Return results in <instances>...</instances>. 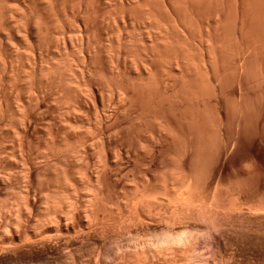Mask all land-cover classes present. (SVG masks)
I'll return each mask as SVG.
<instances>
[{
  "label": "rangeland",
  "instance_id": "1",
  "mask_svg": "<svg viewBox=\"0 0 264 264\" xmlns=\"http://www.w3.org/2000/svg\"><path fill=\"white\" fill-rule=\"evenodd\" d=\"M11 1V2H10ZM10 1H7V3H6V1L4 2L5 3V5H4V3H3V1H1V5H2V3H3V6L5 7L6 6V9H7V5H9L8 6V9L10 10V11H8V12H11L12 13V11H11V4L10 3H16V5H19V4H23L24 2H15L14 0H10ZM44 1V0H43ZM62 1V2H61ZM80 1V2H79ZM81 1H82V3H81ZM85 1H86V5H88L89 7H87V8H85V6H84V4H85ZM109 1V2H108ZM124 2V3H122L121 4V2ZM132 1H134V2H132ZM137 2H141V4L143 3V1H144V3H143V5H145V7L146 6H148V5H155L156 6V0H155V2H154V0L153 1H149V0H136ZM135 0H131V1H127V0H94V1H92V0H78V2H77V0H56V1H54V2H52V4H54L55 3V5H53L55 8H56V10H59L60 11V13H61V15L62 16H59L57 13H59L58 11H52V10H54L53 9V7H51L50 5H52V4H49V3H45V1H44V3L45 4H43V2H42V0H39L38 2H40V3H37V6H38V10L40 9V13H42V12H45L46 11V9H48L49 11L47 12L46 11V13H42L41 15H44L45 17H47V18H44V19H47L49 22H47V23H50V24H48L50 27H52V28H50L49 29V32H50V35H49V33H47V35L46 36H48V38L47 39H45V37L46 36H44V35H41V36H44V37H41V36H39L41 39L39 40L38 39V42H37V53H38V57H39V61H40V57H41V61L43 62V64L45 65V64H47L48 62V64H49V66H53V67H59V64H60V66H61V68L60 69H58L57 70V72L60 70H62V69H64L65 67V69L64 70H62L61 72L59 71L58 73H60L61 75H62V77H61V75L59 74V76L63 79V77H64V79L66 80V81H68L70 84L72 83V84H74L73 86H72V84L70 85V86H67L68 85V82H66L64 79L62 80V82L60 81V82H55V80L53 81L52 79H50V78H48V76H47V74H46V72H45V70L43 71V73H45V74H43L42 73V71H40L39 70V79L40 80H42V82H40V92H41V89H42V92H41V96H43V97H41L42 99H43V102H44V104L43 105H36V106H34L33 107V110H34V117L35 118H33V129H32V138H30L31 140L29 141L30 143H28V146L25 148V152L24 153H26V155L28 154V153H30V154H28V156L27 157H30V159H32L33 161H34V163L33 164H39V165H41L40 166V168H44L43 167V165H46V166H48L47 165V163L49 162V160H50V162L52 163V161H56L57 163H58V161H60V159H62L60 156L58 157V155L57 154H59L60 155V153H62L63 154V156H69L68 157V160H67V162L70 164V166H71V173L72 174H75V170H77V169H80L78 166H76L75 164H77L78 163V161H79V159H81L82 157H83V155L82 156H80L79 157V155L80 154H82L81 152H82V150H83V148H86V151H88L87 153H88V155H89V153H91L93 150V154H95L94 155V157H93V155H92V153H91V155L90 156H92L93 157V159H90V164L88 165V166H90L91 168H93V170L92 169H90V171H95V168H94V166L95 165H93V164H95L96 162L95 161H97L98 162V159H97V155H96V153H97V151H99L97 148H100V147H98L97 146V142H98V140L96 139L95 141H97L96 142V147L94 146L95 145V142L94 141H91V140H94V139H92L91 137H93V132H94V135H95V131L96 130H94L95 129V127H96V123H97V126H101V125H106L107 124V126L106 127H108L109 129H107L106 131H104V133L103 134H101V135H103L102 136V141L104 142V145H105V147H104V145H103V148H104V150H105V153L106 152H109L110 153V155H111V153L113 154V155H111V157L112 156H114V157H112V159L115 161L116 160V157L119 155V153H123L121 156L123 157V159H122V157H121V159H119L118 157H117V160H119V166H118V171L116 172L117 174V176H115V178L114 179H116L117 177H118V180H114V182L111 184L112 186L110 187V186H108V187H110V191L109 190H107L106 192H109V194L108 193H106V194H108V195H105V197H106V199H105V201L107 200V198H108V202H105L107 205L104 207V208H106V209H104L103 208V210H102V216H101V220L105 223V227L106 228H104L103 227V225H102V227H103V229L102 230H104V233H102L103 231L101 230H99L100 232H101V234H100V232H98L99 234H97V232L95 233L97 236L95 237V240H99V238H100V240L103 242L104 240L106 241V242H108V245H107V247L110 245L111 246V243H113L112 244V246L110 247L109 246V250H106V252L105 253H103L105 250H104V248L103 247H100L101 245H100V242H98V243H95V241H94V239H91V238H89L90 239V241H94L93 243L92 242H89V241H86V242H88V243H86V242H83V243H85L84 244V248H83V246H82V241H85L86 239H84V240H82L81 238V240H79V237L78 238H76V240L75 241H73V242H71V243H68V246H69V248H67V245H65L66 246V249H64L62 246H64V245H62V244H64V243H62L61 245H58L59 247L57 248V246H56V249H59V251L57 250H55V252H54V256H55V258H54V264H56L55 262H56V258L60 255V254H58V253H61L62 252V254H63V256L64 255H66V254H68L69 253V255L71 254V255H73V254H77L78 252H79V256L81 257V260H83L84 262H83V264L85 263V264H113L114 262H115V264L117 263V261L120 259V257H117L118 255H121V253L122 252H124L123 250H125V253H126V255H127V253H128V255H127V257H126V255H125V257L123 258V253H122V259H121V263H120V261H118V263L119 264H264V96H263V93H264V81L263 80H261V72L260 71H262V70H264V54H262V53H264V52H262V51H264V15H262V16H260L259 17V15H260V13H264V9L262 10V7H261V10H260V8H259V11L257 10V8L255 7V6H257L252 0H245V5H246V12H245V29H244V32H243V35H242V37L240 36V32H239V30H240V20H241V13H239V12H237V10H236V7H235V0H222L223 1V3H224V9L225 10H223V13H224V15H223V23L220 25V24H217L216 22H214V21H216V17L218 16L217 14V12H218V9H219V7H220V2L218 1V0H194V13H196V14H194L195 16V18L194 17H189V15L191 16V14L189 13V14H187V13H183V15H187V16H183V22H184V27H186V28H183L185 31H186V34H185V37H184V39L186 40H184L183 39V37H182V35L181 34H179L178 33V31H176L175 32V30H172V29H170V32L173 34V35H177V34H179L178 36L180 37V39H183L184 41V45H183V47L182 48H178L177 47V52L178 53H180L179 54V56L178 57H180V60H182L181 58H183V57H185V58H183L185 61H187L189 64H191L192 62H194L193 64H191V66L190 67H188V69L190 68V69H193V67H195L196 66V69H197V71H198V67H199V71L197 72V73H199V74H201V76H203L204 75V68H203V66L201 65V64H203V62L201 61L202 59H200V58H202V55H203V50L205 49V47L207 46L206 45V41H205V39H206V37H205V34L208 32L207 30H209V29H211L210 31V36H211V38L213 39V44H214V42H215V44H216V41L218 40V42H219V44H218V42H217V46H216V48H215V44L213 45V49H215V50H217V54L219 53V55L221 56V54H222V51H223V56H224V58L222 57V59H224L223 61H222V64H223V66H224V69L226 70V72L224 71V76H228V78L226 79V77H224L223 78V84L224 85H222V91H221V93H220V96H219V99H218V97L217 96H215L213 93H211L212 91H211V86H212V84H211V80L210 79H208V77L207 76H203L202 77V82H201V84H202V86H203V88H204V90H205V93L207 94L206 95V99L204 100V102H205V104L206 105H204V111L206 112H204L205 114H206V116L204 117V127H205V131H207V135H208V137H209V139L211 140V141H208V145H207V150L205 151L206 153H205V156H207L208 154V156L207 157H204V158H206L205 159V169L207 170L208 168H210V167H212V170L215 172H213V174L210 176L209 174H211V173H207V172H209V169H208V171L207 172H205V173H207L206 175H207V177H209L206 181H209V182H206L205 181V183H204V180H203V178L201 179H199V175H200V172L202 171V170H200V172L199 171H197V172H199V173H196V175H197V179H195V182H193L192 183V185L190 186V188H187L186 190H187V192H188V189H189V192L187 193L186 192V190L185 189H183V191L182 190H180V189H177V187H176V189H177V191L176 190H174V180H175V178H176V174H177V172L176 171H179L180 169H179V166H180V168H181V164H185V162H186V160L185 161H183L182 162V160L181 159H183V158H180V160L178 159V156L179 157H182V151H179V150H181V148H180V145L178 146L177 144L175 145V144H173L172 143V140L169 138V137H167L166 138V140L167 141H165L166 143H165V147H164V149H165V153H166V155H165V160H164V165L166 166V169H158L157 167H159L160 168V166H162L163 168H165V166H163V165H161L160 163H158L159 161L158 160H156L157 161V163H155L154 162V160H153V162H151V161H149V159H151V156L154 158L155 157V155H154V153H153V149L151 150V146H150V144L148 143V145H147V140H148V137H147V135H150L151 133H149L148 134V129L150 130V127H152V125H153V122H152V116H151V114H150V112H151V110H150V107H149V109H147V108H145L146 110V112L144 113V115L142 114V115H139V109H138V107L140 106L139 105V103L138 102H134L135 104H133V106L131 105H126L124 102L122 103V101L119 99V93H121V91H123V90H126V89H131L132 90V92H134V94H137L138 96H142L143 95V93H144V95L145 94H150L151 95V93H153L155 90H154V88L156 89V90H159L160 92H163L162 94H163V96H165V97H163V98H165V100H163V103L164 102H166L165 104H163V107L165 108V110L167 111V112H165L166 113V116L168 117V119H169V124H171V126H179L180 125V123H175L174 121H170V118L173 120L174 118V116L173 115H176V117H181L180 116V114L181 115H185V105H182V104H184V102H183V100H181V99H178V100H175L176 98H174L173 97V99L172 98H169L168 96L171 94L170 93V91H169V89H168V91L167 92H165V89H166V87L168 86V88H170L169 86L170 85H172V84H169V80H172V78H174L173 76L175 75V77L176 78H181L180 76H178V75H181V74H179V73H177L176 71H175V60L174 61H172V59L170 58V57H166L165 58V60H164V58L162 57V56H160V57H158L157 58V52H155L156 53V56H155V54H154V57H153V55L151 54V52H149V51H151V50H149V49H151V47H149V46H151V45H155L154 46V48L153 49H156L155 47H157L158 48V51H159V47L160 46H158V44L156 43V42H154V43H150V44H147V40H146V37L148 36V38L152 35V36H154V33H152V32H154L155 30H154V28H152V26H151V20L150 19H147L148 17H146V14L144 15V10L145 9H143L142 7L143 6H141V4L139 3V5L137 4V2H136ZM178 1H180V0H178ZM198 1V2H197ZM218 1V2H217ZM249 1H251V3L249 2ZM58 2V3H57ZM66 2V4H64V3ZM74 4H73V3ZM112 3V5H110L111 3ZM129 2V3H128ZM157 2L159 3V2H161V3H159V4H157V7L158 8H156L157 10V14L158 15H160L159 16V21L164 25V26H169L168 24H169V22H170V20H169V18H168V15L167 14H165L167 11H166V9H165V7L163 6V4H162V0L160 1H158L157 0ZM26 4L28 3V2H25ZM51 3V2H50ZM68 3V4H67ZM77 3V4H76ZM83 5H81V4ZM84 3V4H83ZM89 3V4H88ZM99 3H100V5H99ZM117 4V6H116V4ZM132 4V6H131V4ZM135 3V4H134ZM151 3V4H150ZM219 3V4H218ZM44 5V6H42V5ZM73 4V5H72ZM79 4V5H78ZM200 4V5H199ZM201 4H202V6H201ZM218 4V5H217ZM254 4V5H253ZM13 5V4H12ZM41 5V6H40ZM46 5H47V7H49V8H52V10H51V12H50V9L49 8H47L46 7ZM49 5V6H48ZM57 5H58V9H57ZM76 5V6H75ZM91 5V6H90ZM95 5V6H94ZM125 5V6H124ZM126 5H127V8H126ZM133 5L135 6L136 5V7L135 8H133ZM250 5V6H249ZM21 5H19V7H20ZM40 6V7H39ZM66 6V7H65ZM81 6V7H80ZM130 6V7H129ZM138 6H141V7H138ZM161 6V7H160ZM4 7H2L1 6V8H4ZM10 7V8H9ZM41 7H43V9H44V7H46L45 9H44V11L42 10V8ZM63 7V8H62ZM74 7V8H73ZM121 9H120V8ZM123 7H125V8H123ZM250 7V8H249ZM253 7H255L254 9H255V11H254V9H253ZM12 8L14 9V10H16L15 9V7H13L12 6ZM16 8H17V6H16ZM66 8V9H65ZM82 8V9H81ZM115 8H118V9H115ZM137 8V9H136ZM141 8L143 9V10H141ZM7 9V10H8ZM18 9V8H17ZM84 9H85V11H84ZM107 9V10H106ZM110 9V10H109ZM113 11H112V10ZM127 10L129 13H130V16H128V17H125V16H123L122 14H123V12L121 11V10ZM165 9V10H164ZM14 10H13V12H14ZM66 10V11H65ZM73 10H75L74 11V13H73ZM89 10V11H88ZM115 10H117L118 12H119V15H116V14H118V12L117 13H115ZM130 10V11H129ZM137 10V11H136ZM198 10V11H197ZM65 11V12H64ZM79 11H81V12H79ZM86 11H88V12H86ZM92 11V12H91ZM95 11H96V13H95ZM144 11V12H143ZM236 11V12H235ZM252 11V12H251ZM256 11H258V13L256 12ZM263 11V12H262ZM16 12V11H15ZM15 12L14 13H10L12 16L13 15H15ZM38 12V13H39ZM53 12H55V13H53ZM79 12V13H78ZM83 12H86L85 14L83 13ZM137 12V13H136ZM139 12V13H138ZM210 12V13H209ZM230 14H229V13ZM51 13V14H50ZM59 13V14H60ZM67 13V14H66ZM73 13V14H72ZM132 13H133V15H132ZM134 13H135V15H134ZM237 13L238 14H240V15H237ZM49 14V15H48ZM57 15V17L56 16H54V15ZM89 14V15H88ZM91 14V15H90ZM109 14H112L111 16H109ZM256 14V15H255ZM257 14H258V16H257ZM40 15V16H41ZM67 15V16H66ZM75 17H74V16ZM85 15H87V16H85ZM115 16V18L117 19V22H119V23H117L116 22V19L114 18V16ZM132 15V16H131ZM138 15V16H137ZM141 15V16H140ZM142 15H144V16H142ZM157 15V16H158ZM44 16H42V18L44 17ZM48 16H51L50 18L52 19H48ZM54 16V17H53ZM65 16H66V18H65ZM84 16V17H83ZM90 16V17H89ZM96 16H98V17H96ZM135 16V17H134ZM235 16H237V17H235ZM13 17H15V16H13ZM56 17V20L54 19ZM58 17H60L59 18V21H60V19L62 20L63 19V21H65V23H66V27H64V28H66V29H61V25H60V23L59 22H57V18ZM62 17V18H61ZM64 17V18H63ZM96 17V18H95ZM139 17V18H138ZM141 17V18H140ZM209 17H210V19H209ZM247 17H248V20H247ZM263 17V18H262ZM79 18V19H78ZM93 18V19H92ZM238 18H240V20L238 19ZM263 20H262V19ZM71 19H74V20H71ZM104 21H103V20ZM124 19V20H123ZM132 19V20H131ZM137 21H136V20ZM141 19V20H140ZM143 19V20H142ZM145 19V20H144ZM167 19V20H166ZM185 19H186V21H185ZM191 19V20H190ZM194 19V20H193ZM238 19V20H237ZM77 20H79V21H77ZM85 20V21H84ZM90 20H91V22H90ZM97 20V21H96ZM113 20V21H112ZM150 20V21H149ZM196 20H199V21H196ZM209 20V21H208ZM90 23H89V22ZM115 21V22H114ZM124 21V22H123ZM135 21V22H134ZM146 21V22H145ZM167 21H168V24H167ZM194 21V22H193ZM224 21H226V22H224ZM234 21V22H233ZM259 21V22H258ZM71 22V23H70ZM103 22H104V25H103ZM126 22V23H125ZM133 22V23H132ZM143 22H145V23H143ZM187 22V23H186ZM53 23V24H52ZM69 23V24H68ZM78 23V24H77ZM89 23V24H88ZM109 23V24H108ZM116 23V24H115ZM126 24V25H128L127 27H126V29H125V31L126 32H124V34L122 33V34H120V30L122 29H120V27H123V24ZM166 23V24H165ZM190 23H193L192 25L190 24ZM198 23V24H197ZM229 23V24H228ZM236 23L238 24L237 25V27L235 28V26H236ZM247 23V24H246ZM56 24L58 25L57 27H56ZM77 24V25H76ZM129 24H131V25H129ZM134 24V25H133ZM220 27V28H218V26ZM225 25V28H224V25ZM60 25V26H59ZM93 25V26H92ZM110 25V26H109ZM116 25H118V26H116ZM149 25H150V27H149ZM189 25V26H188ZM222 25H223V27H222ZM83 26V27H82ZM95 26V27H94ZM145 26V27H144ZM148 26V27H147ZM166 26V27H167ZM191 26V27H190ZM196 27V28H194V27ZM200 26H201V28H200ZM259 26V27H258ZM56 27V28H55ZM59 27V29H57ZM74 27V28H73ZM87 27V28H86ZM119 27V28H118ZM128 27H133V28H135L136 30L134 31V29H131V28H128ZM188 27V28H187ZM199 27V28H198ZM209 27V28H208ZM253 27V28H252ZM80 28V29H79ZM107 28V29H106ZM113 28V29H112ZM118 28V29H117ZM150 30H149V29ZM192 28H194L195 30H193ZM208 28V29H207ZM85 29H87V30H85ZM114 31H112V30ZM116 29V30H115ZM128 29H129V32H128ZM144 29V30H143ZM148 29V30H147ZM153 29V30H152ZM227 29V30H226ZM238 29V30H237ZM250 29H252V30H250ZM255 31H254V30ZM77 30V31H76ZM82 30V31H81ZM138 30H140V31H138ZM142 30V31H141ZM234 30V31H233ZM235 30H237L236 32H239V33H237V34H239V36L236 34V33H234L235 32ZM247 30V31H246ZM248 30H250V31H248ZM259 30V31H258ZM71 31V32H70ZM81 31V32H80ZM117 31V32H116ZM131 31V32H130ZM134 31V32H133ZM174 31V32H173ZM185 31H184V33H185ZM223 31H225V32H223ZM53 32V33H52ZM55 32V33H54ZM58 32V33H57ZM63 32V33H62ZM105 32V33H104ZM108 32H109V34H108ZM130 33V34H128V33ZM134 34H133V33ZM143 34H142V33ZM148 32H149V34H148ZM151 32V33H150ZM229 32V33H228ZM248 32V33H247ZM62 33V34H61ZM86 33V34H85ZM118 33H119V35H118ZM125 33H127V34H125ZM136 33V34H135ZM139 33H141L140 35H139ZM216 33H218V34H216ZM232 33V34H231ZM247 33V34H246ZM253 33H254V35H253ZM257 33V34H256ZM65 34V35H64ZM74 34H75V36H74ZM187 34H188V36H187ZM194 34V35H193ZM196 34V35H195ZM201 34V35H200ZM234 34V35H233ZM244 34H245V36H244ZM250 34V35H249ZM54 35V36H53ZM69 35V36H68ZM72 35V36H71ZM82 35V36H81ZM89 35V36H88ZM113 35H115V36H113ZM122 35V36H121ZM126 35V36H125ZM134 35H136V36H134ZM143 35V36H142ZM175 35V37H177ZM216 35V36H215ZM263 35V36H262ZM58 36H59V38H58ZM65 37V38H63V37ZM110 36V37H109ZM111 36L113 37V38H111ZM117 36H119V37H117ZM127 36H128V38H127ZM130 36V37H129ZM134 36V37H133ZM140 36H141V38H140ZM152 36H151V38H152ZM187 36V37H186ZM197 36V37H196ZM228 36V37H227ZM230 36H231V38H230ZM234 36V37H233ZM238 37V39H240L241 40V44H240V42H239V40L238 41H236V39L235 38H237ZM246 36H248V37H246ZM78 38V42H77V38ZM109 37V38H108ZM121 37V38H120ZM192 37V38H191ZM214 37V38H213ZM227 37V38H226ZM54 38V39H53ZM70 38V39H69ZM71 38H73V39H71ZM81 38V39H80ZM83 38V39H82ZM95 38H97V39H95ZM118 40H117V39ZM135 40H134V39ZM138 38V39H137ZM190 38V39H189ZM194 38V39H193ZM221 38V39H220ZM89 39V40H88ZM91 39V40H90ZM96 41H95V40ZM122 41H121V40ZM132 39V41H130ZM146 40L145 42H144V40ZM189 39V40H188ZM200 39V40H199ZM202 39H204V44H202ZM231 39V40H230ZM249 39V40H248ZM257 39H258V41H257ZM41 40H42V42H41ZM52 40H53V42H52ZM54 40H56V41H54ZM60 40V42H58ZM84 42H83V41ZM120 40V41H119ZM152 41H153V39H151ZM178 40V42H179V39H177ZM224 40V41H223ZM44 41H45V45H44ZM65 42V45H64V42ZM92 41V42H91ZM126 41V42H125ZM130 41V42H129ZM139 41V42H138ZM187 41L190 43V41H191V45L189 44V43H187ZM201 41V42H200ZM233 41V42H232ZM236 41V42H235ZM41 42V43H40ZM47 42H48V44H47ZM52 42V43H51ZM82 42V43H81ZM90 42H91V44H90ZM98 42V43H97ZM114 42V43H113ZM120 42V43H119ZM122 42V43H121ZM129 42V43H128ZM137 42V43H136ZM186 42V43H185ZM193 42V43H192ZM221 42V43H220ZM231 42V43H230ZM243 42L245 43V45L243 44ZM39 43V44H38ZM58 43H60V45L58 44ZM78 43V44H77ZM106 43V44H105ZM138 44V46L137 45H134V44ZM179 43H181V42H179ZM250 45H249V44ZM257 43V44H256ZM58 46H57V45ZM72 44H74V46L72 45ZM88 44V45H87ZM98 44V45H97ZM102 46H101V45ZM108 44V45H107ZM133 44V45H132ZM182 44V43H181ZM188 44V45H187ZM247 44H248V46H249V48H248V46H247ZM29 45V44H28ZM39 45V46H38ZM79 45V46H78ZM105 45V46H104ZM121 45V46H120ZM146 45V46H145ZM187 45V46H186ZM196 45V46H195ZM234 45H236V46H234ZM237 45H242V46H240L242 49H243V47H244V49L246 48V49H248V50H246L245 49V51H243L242 52V49H240V50H238V46ZM252 45V46H251ZM26 47H29V46H27V45H25ZM48 46H49V51H48ZM73 46V47H72ZM77 46V47H76ZM83 47V49L85 50H82V47ZM88 46V47H87ZM95 46V47H94ZM143 46H145L146 48L147 47H149L148 48V50H147V52H146V50L144 49V47ZM189 46V47H188ZM191 46H193V47H191ZM197 46H200V47H197ZM232 46V47H231ZM234 46V47H233ZM54 47H58V48H61L62 47V49H58V48H54ZM75 47V48H74ZM102 47V48H101ZM116 47V48H115ZM121 47V48H120ZM136 48V49H134V48ZM142 47H143V49H142ZM189 49H188V48ZM196 47V48H195ZM203 47V48H202ZM237 47V48H236ZM45 48V49H44ZM66 48H68V49H66ZM73 48H74V50H73ZM94 48V49H93ZM100 48V49H99ZM127 48V49H126ZM162 47H160V51L162 52L163 50L161 49ZM191 48L193 49V52H192V50H191ZM226 48V49H225ZM257 50H256V49ZM29 49V48H28ZM28 49L27 48H23L22 50L24 51V53L26 52V50L28 51ZM40 49H43V51L42 50H40ZM87 49H90V51L89 52H91V54L92 55H94V57H95V59H94V62H92V64L94 65L93 67H92V70H90V72L92 73V77H91V84H93V88H92V85H91V87L90 88H92L95 92H96V95H97V104L96 105H99V106H93L92 105V102H94L93 101V98L91 97L92 96V92L91 91H85V90H83L82 92L80 91V89H78V87H79V84L77 85V84H75V83H77V81L79 82V80H80V78L78 77V76H81V75H79V74H81V72H80V70L82 71V69H83V67L84 66H86V59H83V57L85 58V55H86V51H87ZM92 49V50H91ZM98 49V50H97ZM126 49V50H125ZM131 49V50H130ZM187 49V50H186ZM196 49V50H195ZM235 49V50H234ZM58 50H60L59 52H58ZM79 50V51H78ZM95 50V51H94ZM109 50H110V52H109ZM118 50V51H117ZM129 50V51H128ZM142 50V51H141ZM143 50H145L144 52H143ZM185 50V52H183ZM218 50H219V52H218ZM220 50H221V52H220ZM226 50H228V51H226ZM236 50H238V51H236ZM252 50V51H251ZM262 50V51H261ZM56 51V52H55ZM68 51V52H67ZM72 51V52H71ZM112 51H114V52H112ZM120 51V52H119ZM132 51V52H131ZM134 51H136L137 53H139V54H137V53H135ZM156 51V50H155ZM197 51H198V53H197ZM202 51V52H201ZM239 51H241V53L242 54H240V52ZM250 51H251V53H250ZM29 52V51H28ZM47 52H49L48 54H47ZM51 52V53H50ZM55 52V53H54ZM65 52H67V53H65ZM75 52V53H74ZM79 52H81V53H79ZM83 52H85V53H83ZM98 52V53H97ZM149 52V53H148ZM160 52V53H161ZM177 52H176V54H177ZM188 52V53H187ZM191 52V53H190ZM227 52V53H226ZM234 52V53H233ZM239 52V53H238ZM259 52V53H258ZM69 53V54H68ZM74 53V54H73ZM83 53V54H82ZM96 53V54H95ZM106 53V54H105ZM111 53H113V54H111ZM116 53V54H115ZM120 53H121V55H120ZM135 53V54H134ZM143 53H146L147 55H143ZM159 53V52H158ZM195 53H197V54H195ZM243 53H244V56H243ZM248 53V54H247ZM42 54H44V55H42ZM66 56H65V55ZM73 54V55H72ZM109 54V55H108ZM137 54V55H136ZM149 54V55H148ZM185 54V55H184ZM240 54V55H239ZM251 54V55H250ZM260 54H261V56H260ZM24 56L26 55V57H27V53H25V54H23ZM42 55V56H41ZM47 55V56H46ZM70 55V56H69ZM77 55V56H76ZM81 57H80V56ZM83 55V56H82ZM98 57H97V56ZM128 55H130V56H128ZM139 55V56H138ZM178 55V54H177ZM193 55L194 56H197V57H194L193 58ZM199 55V56H198ZM231 55V56H230ZM242 55V56H241ZM248 55V56H247ZM263 55V56H262ZM59 56V57H58ZM62 56V57H61ZM67 56H68V58H67ZM125 56H128V57H126V59H125ZM189 56H191V57H189ZM258 56V57H257ZM58 57V58H57ZM66 57V58H65ZM78 59H77V58ZM137 57V58H136ZM141 57V58H140ZM143 57V58H142ZM162 57V58H161ZM186 57H188V58H186ZM239 57V58H238ZM241 57H243V58H241ZM254 57V58H253ZM261 57V58H260ZM46 58V59H45ZM60 58H61V60H60ZM62 58H63V60H62ZM64 58H65V60H64ZM70 58H72L71 60H70ZM132 58H134V60L132 59ZM139 58V59H138ZM147 59L148 60V58H149V60L148 61H146L145 59ZM172 58H173V56H172ZM233 58V59H232ZM235 58V59H234ZM240 58H241V60H245V64H244V61H240ZM258 58V59H257ZM43 59V60H42ZM55 59V60H54ZM66 59H68V60H66ZM81 61H80V60ZM114 59V60H113ZM118 59V60H117ZM138 61H137V60ZM162 59V60H161ZM169 59H171V60H169ZM189 59V60H188ZM195 59L197 60V61H199V63L197 62V61H195ZM200 59V60H199ZM253 59V60H252ZM77 60V61H76ZM83 60H84V62H83ZM96 60V61H95ZM131 60H133V61H131ZM143 60V61H142ZM227 60V61H226ZM251 60H252V62H251ZM40 61V62H41ZM59 61V62H58ZM70 61V62H69ZM72 61V62H71ZM75 61H76V63H75ZM102 61V62H101ZM113 61H114V63H113ZM142 61V62H141ZM144 61H145V63H144ZM153 61V62H152ZM165 61V62H164ZM168 61V62H167ZM229 61V62H228ZM250 61V62H249ZM261 61L263 62V63H261ZM41 62V63H42ZM45 62H47V63H45ZM54 62V63H53ZM56 62H57V64H56ZM62 62H66L65 63V65L63 66L62 64H64V63H62ZM82 62V63H81ZM126 62V63H125ZM137 62H139V63H137ZM141 62V63H140ZM151 64V66L152 67H154V73H156V74H154V80H155V82L153 81V80H151V82H149V81H145L144 79L141 81L140 80V78H141V76H142V78H143V75H142V73H143V69H145L149 64ZM151 62V63H150ZM160 62H162L161 64H160ZM227 62V63H226ZM239 62H241V65H240V63ZM59 63V64H58ZM96 63V64H95ZM117 63H119V64H117ZM157 63V64H156ZM237 63V64H236ZM253 63V64H252ZM255 63V64H254ZM51 64V65H50ZM76 64H77V67H76ZM82 64V65H81ZM116 64V65H115ZM135 64H136V67H135ZM139 64H140V66H139ZM143 64H145L144 66H146L147 64V66L146 67H144V66H142ZM197 64H199L198 66H197ZM246 67H248L247 69H249L248 70V76H246L245 74H243V72L245 71V66ZM249 64V65H248ZM262 64V65H261ZM69 65H71V66H69ZM73 65V66H72ZM79 65V66H78ZM84 65V66H83ZM96 65V66H95ZM171 65H172V67H171ZM193 65V66H192ZM227 65V66H226ZM244 66V69H242L241 67H243ZM254 65V67H252ZM46 66V65H45ZM63 66V67H62ZM103 66V67H102ZM110 66V67H109ZM117 66V67H116ZM134 66V67H133ZM169 66V67H168ZM251 66V67H250ZM258 66V67H257ZM262 66V67H261ZM67 67L70 69H68L67 70ZM97 67V68H96ZM140 67V68H139ZM159 67H160V69H159ZM176 67H178L179 69H181V70H183L184 68L186 69L187 67H185L184 65H183V67H179V66H177L176 65ZM192 67V68H191ZM230 67V68H229ZM234 67V68H233ZM237 67H239V69L237 68ZM261 69H260V68ZM56 68V69H57ZM73 68V69H72ZM75 68H77V72H76V69ZM78 68H79V70H78ZM80 68H82V69H80ZM102 68V69H101ZM108 68V69H107ZM121 68V69H120ZM125 68H127V69H125ZM137 70H136V69ZM142 68V69H141ZM165 68H167L168 69V72L166 71L167 69H165ZM254 68V69H253ZM263 68V69H262ZM101 69V70H100ZM115 69V70H114ZM119 69V70H118ZM125 69V70H124ZM142 71H141V70ZM156 69V70H155ZM187 69V70H188ZM228 69V70H227ZM238 69V70H237ZM242 69V70H241ZM259 69V70H258ZM118 70V71H117ZM121 70V73L119 74V71ZM171 70V71H170ZM174 70V71H173ZM186 70V71H187ZM240 70V71H239ZM257 72H256V71ZM64 71V72H63ZM69 73H68V72ZM73 71V72H72ZM125 71V72H124ZM131 71V72H130ZM139 71V72H138ZM159 71V72H158ZM161 71V72H160ZM185 70H183V72H184ZM189 71V70H188ZM201 71L203 72V73H201ZM230 71V72H229ZM238 71V72H237ZM242 71V72H241ZM251 71V72H250ZM41 72V73H40ZM70 72H72L73 73V75H72V73H70ZM80 72V73H79ZM141 72V74H139ZM158 72V73H157ZM192 72H194V70H191L190 71V77L191 76H195V75H193V73ZM246 72H247V70H246ZM259 72V73H258ZM66 73V74H65ZM79 73V74H78ZM90 73V74H91ZM93 73H94V75H93ZM167 73H169V74H167ZM184 73H186V72H184ZM188 73V72H187ZM229 73V75H227ZM251 73V74H250ZM44 76H43V75ZM76 76H75V75ZM113 76H112V75ZM117 74V75H116ZM139 74V75H138ZM159 74V75H158ZM160 74H161V76H160ZM163 74V75H162ZM167 74V76H165ZM226 74V75H225ZM237 74L239 75L238 77H237ZM257 74H258V76H257ZM103 75V76H102ZM106 75V76H105ZM121 75H122V77H121ZM124 75V76H123ZM170 77H169V76ZM172 75V76H171ZM177 75V76H176ZM184 75V74H183ZM245 75V76H244ZM188 76H189V73H188ZM250 76V77H249ZM70 78V79H68V78ZM77 77H78V80H77ZM93 77H95V78H93ZM107 77V78H106ZM111 77H113V79L111 78ZM145 77V76H144ZM167 77V78H166ZM192 77V78H193ZM207 77V78H206ZM230 77V78H229ZM98 78H100L99 80H98ZM102 78V79H101ZM115 78V79H114ZM138 78H139V80H138ZM141 78V79H142ZM158 79V81H157V79ZM171 78V79H170ZM176 78H175V80H176ZM186 78V77H185ZM192 78H190V79H192ZM204 78V79H203ZM206 78V79H205ZM45 79V80H44ZM47 79H48V81H47ZM76 79V81L74 82V80ZM108 79H109V81H108ZM111 79V80H110ZM123 79V80H122ZM151 78H149V80H150ZM161 79H163V82H162V80ZM167 79H169V80H167ZM188 77H187V80H190ZM230 79H231V81H230ZM236 79H238V81L236 80ZM18 80V79H17ZM51 80V81H50ZM72 80H73V82H72ZM97 80V81H96ZM105 80V81H104ZM118 80V81H117ZM136 80V81H135ZM172 80L173 82H177L178 83V81L180 82V80L178 79V81L176 80ZM210 80V81H209ZM227 80V81H226ZM233 80V81H232ZM254 80V81H253ZM45 81V82H44ZM50 81V82H49ZM66 82V83H64V82ZM111 81V82H110ZM117 81V82H116ZM123 81V82H122ZM144 81H145V83L146 82H148V83H150V84H145V88H147V86H148V88H147V90L146 89H144L142 86V88L140 87V85H138V83H136V82H139V83H144ZM171 81V83H173ZM182 81V80H181ZM207 81V82H206ZM241 81V82H240ZM250 81V82H249ZM16 83H20V85L18 84L17 85V87L19 88L18 89V92L19 91H22V89H20V86H21V81L19 80L18 82L17 81H15ZM49 82V83H48ZM52 82H54L53 84H51ZM108 82H110V83H108ZM120 82V83H119ZM134 83V84H132V83ZM152 82L154 83V84H152ZM157 82V83H156ZM204 82V83H203ZM59 83V85L57 86V84ZM65 84V85H61V84ZM105 83V84H104ZM108 83V84H107ZM142 83V84H143ZM234 83H236V84H234ZM263 83V84H262ZM43 84V85H42ZM114 84V85H113ZM118 84V85H117ZM123 85V87H121V85ZM156 84L158 85V86H156ZM161 86H160V85ZM169 84V85H168ZM50 85H52V88H51V86ZM109 85V86H108ZM147 85V86H146ZM152 85H154V86H152ZM166 85V86H165ZM209 85H210V88L208 89V87H209ZM254 85V86H253ZM42 86H43V88H42ZM47 86V87H46ZM53 86H55V87H53ZM66 86H67V88H66ZM101 86V87H100ZM105 86V87H104ZM113 86V87H112ZM114 86H115V88H114ZM130 86V87H129ZM152 86V87H151ZM208 86V87H207ZM62 87H63V89H62ZM70 87V88H69ZM73 87V89L71 90V88ZM76 87H77V90H79V91H75L74 89H76ZM108 87V88H107ZM110 87V88H109ZM112 87V88H111ZM119 87H120V89H119ZM126 87V88H125ZM138 87H139V89H138ZM159 87V88H158ZM228 87V88H227ZM52 90L51 92H50V90ZM61 88V89H60ZM104 88V89H103ZM150 88V89H149ZM230 88V89H229ZM59 89V90H58ZM67 89V90H66ZM134 89H136V90H134ZM206 89H208V90H206ZM227 91H226V90ZM45 90H47L46 91V93H45ZM58 90V91H57ZM68 90H69V92H68ZM71 90V91H70ZM74 90V91H73ZM92 90V91H93ZM108 90V91H107ZM114 90H116V92L114 91ZM117 90H119V91H117ZM144 90V91H143ZM150 92H149V91ZM153 90V91H152ZM167 90V89H166ZM210 90V91H209ZM250 90V91H249ZM65 91V92H64ZM139 91V92H138ZM148 91V92H147ZM207 91V92H206ZM225 91V92H224ZM7 92V95L6 96H8L9 97V95H11L12 96V98H11V96L9 97L11 100H8L9 98L8 97H6V98H8L7 100L10 102H13L12 100H14V102H16L18 99V95L15 93V94H13L14 92H16V90H10V93L8 94V90L6 91ZM11 92H13L12 94H11ZM48 92V93H47ZM57 92V93H56ZM59 92V93H58ZM61 92V93H60ZM64 92V93H63ZM89 92V93H88ZM110 92V93H109ZM119 92V93H118ZM136 92V93H135ZM168 92L170 93V94H168ZM208 92H210L209 94H208ZM263 92V93H262ZM21 93V92H20ZM43 93H45V94H43ZM49 93H53L52 95L50 94L49 95ZM63 93V94H62ZM68 93V94H67ZM75 93H76V96L78 95L79 96V94L81 93V96H79V98H76V97H74L75 96ZM77 93H79V94H77ZM83 93H85L84 95H83ZM117 93H118V95H117ZM257 93V94H256ZM70 94V95H69ZM91 94V95H90ZM111 94V95H110ZM168 94V95H167ZM211 94V95H210ZM244 95L245 97L247 96V98H245L246 100H247V104H248V102H249V107H248V110H247V112L246 113H249V114H244L245 115V117L243 118V119H241V117L239 118V119H241V122L242 123H240V121H239V119L237 118V119H235V121H234V118H229V119H231V120H229L228 119V121H227V127H228V129H227V134L230 136V138L226 141L227 142V145H226V143L225 142H223V144L222 145H224V146H222L221 145V143H220V141H219V135H218V132H219V130H216V129H218V124H217V122H218V108L220 107H222L224 110H226L227 109V107L229 108V106H231V105H237V103L239 104L240 103V100H242L241 98H243L244 96H241V95ZM16 95V96H15ZM54 95H55V97H54ZM73 95V96H72ZM136 95V96H137ZM224 95V96H223ZM49 96V97H48ZM77 96V97H78ZM102 96V97H101ZM110 96V97H109ZM112 96H113V98H114V100L113 101H111L113 98H112ZM146 96V95H145ZM144 96V97H145ZM149 96V95H148ZM211 96V97H210ZM223 98H222V97ZM241 96V97H240ZM57 97H62V100H60V99H58ZM92 99H91V98ZM168 97V98H167ZM170 97H172V95L170 96ZM239 97V98H238ZM260 97V98H259ZM46 98V99H45ZM70 99V101L72 100V101H74V99H78V100H75L74 102H72L71 101V103H70V101L68 100V99ZM72 98V99H71ZM105 98V99H104ZM109 98H111V99H109ZM212 98V99H211ZM214 98V99H213ZM17 99V100H16ZM45 99V100H44ZM55 99V101H58L57 103L55 102V101H53ZM69 101V103H67L68 101ZM84 99V101H86L87 103H88V105L89 106H87V107H83V106H81L80 105V101H82ZM101 99V100H100ZM110 100V101H108V100ZM217 99V100H216ZM227 99V100H226ZM240 99V100H239ZM260 99V100H259ZM60 100V101H59ZM92 100V101H91ZM104 100V101H103ZM106 100V101H105ZM120 100V101H119ZM171 100V101H170ZM181 100V101H180ZM190 100V99H189ZM191 100H195V99H191ZM238 100V102L236 103V101ZM244 100V99H243ZM242 100V101H243ZM259 100V101H258ZM262 100V101H261ZM48 102V104H47V102ZM52 101H53V103H52ZM63 102V105H62V102ZM76 101H79V102H76ZM84 101H82V102H84ZM180 101V102H179ZM227 103H226V102ZM55 102V103H54ZM117 102V103H116ZM177 102V103H176ZM180 104H179V103ZM192 104H191V103ZM196 101H188V106H189V103H190V107H188V108H195V106L197 105L196 103H195ZM217 102H219L218 104H220L219 105V107L217 106L218 104H217ZM233 102V103H232ZM263 104H262V103ZM77 103V104H76ZM79 103V104H78ZM103 103V104H102ZM144 103H147V104H149V102H148V100L147 101H145V98H144ZM234 103H236V104H234ZM258 103H260V104H258ZM52 104H54V105H52ZM60 104V105H59ZM68 104H69V106H68ZM73 104L75 105V106H73ZM122 104H123V106H122ZM169 104V105H168ZM172 105V107H171V105ZM175 104H176V106H175ZM261 104H262V106H261ZM35 105V104H34ZM49 105V106H48ZM60 107H59V106ZM66 105V106H65ZM78 105V106H77ZM80 105V106H79ZM137 105V106H136ZM146 105V104H145ZM165 105V106H164ZM178 105V106H177ZM217 107H216V106ZM223 105V106H222ZM73 106V107H72ZM119 106V107H118ZM173 106L176 108H173ZM35 107H38L37 109L35 108ZM49 107V108H48ZM63 107H66V108H69V109H66V108H63ZM104 107V108H103ZM128 107H129V109H128ZM146 107H148V105L146 106ZM178 107V108H177ZM263 107V108H262ZM59 108V109H58ZM61 108V109H60ZM80 108V109H79ZM98 108H99V111H98ZM121 108V109H120ZM131 108V109H130ZM137 108V109H136ZM140 108V107H139ZM180 108V109H179ZM210 108V109H209ZM213 110H212V109ZM215 108V109H214ZM55 109V110H54ZM75 109V110H74ZM89 109V110H88ZM110 110V111H108V110ZM127 109V110H126ZM257 111H256V110ZM9 110H11L10 108H8L7 109V112L5 113V115H4V118H2V116L0 115V156L1 157H6V160H4L3 158H1L2 159V162H4V164L2 163V162H0V163H2V164H0V166L3 168V170H5V172L6 171H8V172H10V173H8L7 175H5L4 173H3V175H5L6 177V181L8 182V181H10V179L11 180H13V181H10V182H14L16 179L18 180V178H20L21 179V177H22V175L24 174V172H21V170L18 168V166H17V164L18 163H16L17 161H19L18 159H20V158H18L19 157V152H20V150H19V141H20V136H18L19 138H18V141H17V134L18 135H20L19 134V132H17V127H16V125H17V119H16V115L14 114V112L12 113V111H9ZM40 110V111H39ZM48 110V111H47ZM77 110V111H76ZM84 110V111H83ZM113 112H112V111ZM116 110V111H115ZM136 110V111H135ZM150 110V111H149ZM177 110V111H176ZM212 110V111H211ZM45 111V112H44ZM59 111V112H58ZM62 111V113H60ZM98 113H97V112ZM172 113H170V112ZM182 111V112H181ZM208 111H209V115H208ZM40 112V113H39ZM73 112V113H72ZM74 112H76V113H74ZM78 112V113H77ZM99 112H100V114H99ZM117 112H118V114H117ZM149 112V113H148ZM177 114H176V113ZM184 112V113H183ZM212 112V113H211ZM259 112V113H258ZM44 113V114H43ZM65 113V114H64ZM72 115H71V114ZM83 114V116H82V114ZM86 113V114H85ZM105 113V114H104ZM108 113V114H107ZM110 113H112V114H110ZM126 113V114H125ZM180 113V114H179ZM255 113H256V115H255ZM262 113V114H261ZM9 114V115H8ZM46 114H48V115H46ZM59 114V115H58ZM62 114V115H61ZM76 114H79V115H76ZM81 114V115H80ZM93 114H95V115H93ZM122 114V115H121ZM138 114V115H137ZM150 116H149V115ZM204 114V115H205ZM260 114V115H259ZM55 115V116H54ZM76 117H75V116ZM96 115L98 116V117H96ZM105 115V116H104ZM107 115H108V117H107ZM114 115V116H113ZM119 115V116H118ZM123 115H125V117L123 116ZM248 115V116H247ZM38 116H39V118H38ZM61 116V117H60ZM72 116V117H71ZM92 116V117H91ZM103 118H102V117ZM109 116L111 117V118H109ZM136 116V117H135ZM142 116V117H141ZM144 116V117H143ZM215 118H214V117ZM258 116V117H257ZM43 117V118H42ZM55 117V118H54ZM69 117H71V118H69ZM87 117V118H86ZM141 117V118H140ZM217 117V118H216ZM64 118H66V120L64 119ZM78 118V119H77ZM80 118V119H79ZM90 118V119H89ZM140 118V119H139ZM206 118V119H205ZM208 118H210V119H208ZM213 118V119H212ZM9 119V120H8ZM38 119V120H37ZM40 119V120H39ZM52 121H51V120ZM69 121H68V120ZM75 119H76V121H75ZM102 119V120H101ZM104 119V120H103ZM127 119V120H126ZM143 119V120H142ZM146 119V120H145ZM12 122H11V121ZM63 120H65V121H63ZM87 120V121H86ZM94 120V121H93ZM98 120V121H97ZM100 120L101 121H103V124H102V122H100ZM106 120V121H105ZM110 120V121H109ZM126 120V121H125ZM140 120L142 121V122H140ZM211 120V121H210ZM238 120V121H237ZM2 121V122H1ZM6 121H8V123L6 122ZM49 121V122H48ZM62 121V122H61ZM73 121V122H72ZM92 121V122H91ZM118 121V122H117ZM139 121V122H138ZM231 123H234V124H231ZM37 122V123H36ZM39 122V123H38ZM63 122H65L64 124H63ZM115 122H117L116 124H115ZM122 122V123H121ZM132 122H134V125H133V123ZM136 122V123H135ZM146 122V123H145ZM239 122V123H238ZM6 123H7V125H6ZM48 123V124H47ZM62 123V124H61ZM68 123H70V124H68ZM94 123H95V125H94ZM98 123H100V124H98ZM121 123V124H120ZM142 123V124H141ZM151 123V124H150ZM206 123V124H205ZM36 124V125H35ZM60 124H61V126H60ZM75 124H78L79 125V129L81 130V132L82 131H84V132H87L89 135H90V137L88 136V134H87V136L89 137H87L88 139H87V141L85 140V142H86V144L88 145L90 142H94V143H90L89 144V146H94L95 148L93 149H91L89 146H87L85 143V145L88 147H85V145H84V147L82 148V147H80V146H83L81 143V145L80 146H78L77 145V148H76V146L74 145V144H71V143H73L72 141H70V139H69V137H68V135L67 134H65V132L67 131L66 129L68 128V126L70 125H74L75 127L77 126V125H75ZM113 124H114V127H112L113 126ZM141 124V125H140ZM173 124V125H172ZM231 124V126H230V128H229V125ZM39 127H38V126ZM47 125H49V126H47ZM53 126L52 128H51V126ZM64 125H65V127H66V131L65 132H63L64 131ZM90 125V126H89ZM143 125V126H142ZM207 125V126H206ZM217 125V126H216ZM2 126V127H1ZM10 126V127H9ZM57 126H59V127H57ZM89 126V127H88ZM118 126V127H117ZM131 126V127H130ZM134 126H136V127H134ZM142 126V130H141V128L140 127ZM215 127V129H214V127ZM235 126V127H234ZM7 127V128H6ZM14 127H15V129H14ZM38 127V128H37ZM49 127V128H48ZM72 127V126H71ZM70 127V128H71ZM78 127V126H77ZM121 127H122V129H121ZM149 127V128H148ZM226 127V128H227ZM5 128V129H4ZM44 128V129H43ZM92 129V130H89V129ZM137 128H140V129H138V130H136ZM231 128H233V129H231ZM6 129H8V130H6ZM10 129V130H9ZM14 131H13V130ZM35 129V130H34ZM47 129V130H46ZM49 129V130H48ZM58 129V130H57ZM69 129V128H68ZM84 129V130H83ZM118 129V130H117ZM127 129V130H126ZM132 129V130H131ZM135 129V130H134ZM213 129H214V131H213ZM45 130V131H44ZM53 131V132H51V131ZM146 130V131H145ZM153 129H151V131H152ZM216 130V131H215ZM229 130V131H228ZM11 131V132H10ZM50 131V132H49ZM116 131V132H115ZM119 131H120V133H119ZM128 131H129V133H128ZM138 131H140V133H138ZM143 131V132H142ZM151 131H149V132H151ZM7 132V133H6ZM16 132V133H15ZM47 132H49V134L51 133H53L57 138H55V136L52 138V135L48 138V134H47ZM55 132V133H54ZM58 132V133H57ZM84 132H82L83 134H84ZM137 134H135V133ZM146 132V133H145ZM63 133V134H62ZM117 134V135H115V134ZM212 133V134H211ZM215 133H217V134H215ZM61 134V135H60ZM86 134H85V136H86ZM92 134V135H91ZM129 134V135H128ZM142 135L141 136V138H140V135ZM4 137H3V136ZM10 135V136H9ZM41 135H43V136H41ZM63 135H67V138L66 137H64ZM119 135H120V137H119ZM217 135V136H216ZM46 136V137H45ZM84 136V139L86 138ZM109 136H111V137H109ZM124 136V137H123ZM129 136V137H128ZM135 136V137H134ZM212 136V137H211ZM213 136H215L214 138H213ZM14 137V138H13ZM39 137V139H37V138ZM61 137H64V139L66 138V141L67 140H69V141H67V142H71L70 144L72 145V146H69L68 145V148H67V146H65L66 144H69V143H66L65 144V142H63L64 141V139L62 140L61 139ZM2 138V139H1ZM6 138V139H5ZM90 138H91V140H90ZM110 138V139H109ZM139 138V139H138ZM147 138V139H146ZM169 138V139H168ZM9 139H11V140H9ZM48 139H55V143L56 144H52L51 145V147H50V150H51V148L53 147H55L54 148V150H52L53 151V153L54 154H51V151H49L48 150V148H46L45 149V147H46V145L44 144V143H47V141H49ZM83 139V140H84ZM104 139V140H103ZM116 139V140H115ZM214 139V140H213ZM218 140V142H216L217 140ZM232 140V143L230 142L231 140ZM14 140V141H13ZM45 140H46V142H45ZM62 142H61V141ZM133 140V141H132ZM216 140V141H215ZM230 140V141H229ZM8 141V142H7ZM31 141H32V143H31ZM41 141V142H40ZM109 141H111L110 143H109ZM124 142V143H122L121 144V142ZM169 141V142H168ZM229 141V142H228ZM18 142V143H17ZM102 142V143H103ZM113 142V143H112ZM149 142V141H148ZM213 142L215 143V144H213ZM16 143V144H15ZM38 143L40 144V143H42V144H40L39 146H38ZM146 145H145V144ZM172 143V144H171ZM209 143H211L210 145H209ZM220 143V144H219ZM5 144V145H4ZM7 144V145H6ZM10 144V145H9ZM18 144V145H17ZM33 144V145H32ZM77 144V143H76ZM94 144V145H93ZM132 144V145H131ZM143 144V145H142ZM172 146H171V145ZM14 145V146H13ZM31 145V146H30ZM56 145V146H55ZM102 145V144H101ZM174 145H175V147H174ZM214 145H216V147L214 146ZM2 146H4V147H2ZM6 146H7V148H6ZM65 146V147H64ZM75 146V147H74ZM91 146V147H92ZM112 146V148H110ZM123 146V147H122ZM129 146V147H128ZM140 146V147H139ZM170 146V147H169ZM229 146V147H228ZM18 147V148H17ZM31 147V148H30ZM64 147V148H63ZM82 148V149H80V148ZM139 147V148H138ZM146 147V148H145ZM148 147H150L149 148V150H151V152H152V154L154 155H146L147 156V158H146V156L144 155V153H145V151L147 152V150H148ZM209 147V148H208ZM65 148H67V149H65ZM75 148V149H74ZM129 148V149H128ZM211 148V149H210ZM222 148H225V149H222ZM14 149V150H13ZM17 149H18V151H17ZM30 151H28V150ZM69 149V150H68ZM72 149V150H71ZM74 149V150H73ZM78 149H80V151L78 150ZM88 149V150H87ZM95 149H97V150H95ZM115 149H116V152H119V150H120V152L118 153V155H116L115 153ZM144 150V152H142L143 150ZM147 149V150H146ZM176 149V150H175ZM209 149H210V151H209ZM213 149H214V151H213ZM216 149H218V151L216 150ZM57 150H59V152L57 151ZM60 150H63L62 152L60 151ZM107 150V151H106ZM109 150V151H108ZM167 150V151H166ZM222 151V152H220V151ZM225 150V151H224ZM2 151L5 153H2ZM41 151H43V152H41ZM111 151H113V152H115V153H113V152H111ZM209 151V152H208ZM217 151V152H216ZM8 152V153H7ZM10 152V153H9ZM16 152V153H15ZM47 152V153H46ZM50 152V153H49ZM55 152L57 153V154H55ZM66 152V153H65ZM208 152V153H207ZM219 152V154H218V157L220 156V158H218L217 157V153ZM17 153H18V156H17ZM33 153V154H32ZM39 153V154H38ZM42 153H43V155H42ZM67 153H68V155H67ZM76 153V154H75ZM148 153V152H147ZM150 153V152H149ZM148 153V154H149ZM211 153V154H210ZM224 155H223V154ZM4 154V155H3ZM61 154V155H62ZM70 154H71V156H70ZM73 154V155H72ZM78 154V156H76ZM97 154H99V153H97ZM181 156H180V155ZM220 154H222V155H220ZM13 155H15V157H17V158H15ZM52 155V156H51ZM57 155V156H56ZM131 155V156H130ZM178 155V156H177ZM36 158H34V157ZM39 156V157H38ZM55 156H56V158H55ZM62 156V157H63ZM74 156V157H73ZM99 156V155H98ZM127 156H128V158H127ZM9 157V158H8ZM32 157V158H31ZM45 157V158H44ZM47 157V158H46ZM48 157H49V160H48ZM52 157H54V158H52ZM58 157V158H57ZM76 157H78L77 159H76ZM214 157H217V158H215L214 159ZM51 158V159H50ZM60 158V159H59ZM67 158V157H66ZM73 160V161H71V159ZM141 158V159H140ZM152 158V159H153ZM173 158L174 159H176V160H174L173 161ZM186 158V157H185ZM184 158V159H185ZM0 159V160H1ZM10 159V160H9ZM13 159H15L16 160V162H15V160H13ZM57 159V160H56ZM63 159H65V158H63ZM63 159H62V161H63ZM97 159V160H96ZM133 159V160H132ZM151 159V160H152ZM183 159V160H184ZM210 159V160H209ZM217 159V160H216ZM4 160V161H3ZM10 162H12V160H13V162H12V164H11V162L9 163L8 161ZM66 160H64V161H66ZM78 160V161H77ZM116 160V161H117ZM208 160V161H207ZM6 161V162H5ZM21 161V160H20ZM36 161V162H35ZM71 161V162H70ZM80 161H83V158H82V160H80ZM79 161V162H80ZM84 161H85V158H84ZM176 161V162H175ZM179 161H181L180 163V165H179ZM211 161V162H210ZM213 161H216V162H213ZM15 162V163H14ZM49 162V163H50ZM75 162V163H74ZM77 162V163H76ZM178 162V163H177ZM210 162V163H209ZM14 163V164H13ZM19 163H21V162H19ZM50 163V164H51ZM55 163V162H54ZM68 163H66V164H68ZM118 163V162H117ZM151 163V164H150ZM153 163V164H152ZM157 165H155V164ZM178 164V165H176V164ZM215 164L216 165V167H214L215 165H213V164ZM10 164V165H9ZM61 164H63V163H61ZM80 164H82V163H80ZM85 164H86V162H85ZM98 163H96V166H98L97 165ZM149 164V165H148ZM209 164V165H208ZM5 165V166H4ZM13 165V166H12ZM74 165V166H73ZM78 165H79V163H78ZM83 165H84V163H83ZM92 165V166H91ZM123 165V166H122ZM159 165V166H158ZM211 165H213V166H211ZM7 166H9L8 168H7ZM15 166V167H14ZM45 166V167H46ZM69 166V167H70ZM95 166V167H96ZM122 166V167H121ZM147 166V167H146ZM152 166V167H151ZM0 167V168H1ZM37 167V166H36ZM39 167V166H38ZM81 167V166H80ZM86 167V166H85ZM89 167V168H90ZM127 167V168H126ZM207 167V168H206ZM213 167H214V169H213ZM6 168V169H5ZM88 168V169H89ZM122 168V169H121ZM145 168V169H144ZM149 170H148V169ZM158 170H157V169ZM16 171H15V170ZM17 169H19L18 171H17ZM72 169H73V171H72ZM82 169H84V168H82ZM80 170L81 172L79 173H76L77 175H79V178L77 177V175L75 174L74 175V177L76 176V178L75 179H79L80 180V177L82 176V174L83 175H85V177L84 176H82V177H84L85 178V180L87 179V174L89 173L88 171L86 172V170L84 169V171L86 172H83V170ZM121 169V170H120ZM154 169H155V171H154ZM177 169H179V170H177ZM120 170V171H119ZM129 170V171H128ZM156 170H157V173L160 171V173H158V174H161L162 173V176L165 174V173H167V175H166V177L167 178H165L166 179V181H168L166 184L168 185H166V188H168V189H166L165 190V179H164V183H163V185H164V193H162V194H166L165 195V198H164V195L162 196V197H157V195H156V197H154L153 196V198H150L149 199V203L147 202V197H141L140 195H139V193H137L136 191L138 190V188L140 187L141 188V186L143 187V186H145V185H149V187L150 186H152L151 184H153V186H154V188H155V185L158 183L157 181V175L158 174H156L155 172H156ZM161 170H162V172H161ZM164 170H166V172L164 173ZM13 171H15V172H13ZM19 171H20V174H19ZM56 171H57V168H56ZM78 171V170H77ZM128 171V172H127ZM147 171V172H146ZM119 172V173H118ZM212 172V171H211ZM11 173H13V174H11ZM26 173V172H25ZM54 173H57V172H55V171H53V173L52 174H54ZM82 173V174H81ZM128 173V174H127ZM131 173V174H130ZM153 173V174H152ZM164 173V174H163ZM19 174L20 176L18 177L17 175ZM22 174V175H21ZM81 174V175H80ZM127 174V175H126ZM10 175V176H9ZM13 175H15L14 177H16V179L13 177ZM125 175V176H124ZM129 175V176H128ZM152 175H153V177H152ZM155 175H156V179H155ZM169 175V176H168ZM205 175V176H206ZM7 176H9V177H7ZM123 176V177H122ZM151 177V179L149 178V177ZM159 176V175H158ZM11 177V178H10ZM18 177V178H17ZM43 177V176H42ZM8 178V179H7ZM10 178V179H9ZM24 178H25V176H24ZM41 178V177H40ZM39 177H38V179H36L35 180V185H36V187L37 186H39L40 187V185H41V187L43 186L44 187V185L46 184V183H44V182H46V180H45V177L41 180ZM84 178H82L81 180H83V182L81 181V186L84 184ZM130 178V179H129ZM15 179V180H14ZM19 179V180H20ZM47 179V178H46ZM77 179V180H78ZM146 179V180H145ZM168 179V180H167ZM147 180H148V182H147ZM157 180V181H156ZM198 180V181H197ZM200 180V181H199ZM43 181V182H42ZM118 182V183H116V182ZM146 183H148V184H146ZM156 181V182H155ZM138 182V183H137ZM149 182H152L151 184H149ZM202 182V183H201ZM39 183V184H38ZM73 183H74V181H73ZM78 183V184H79ZM83 183V184H82ZM171 183H173V184H171ZM197 183H199V184H197ZM43 184V185H42ZM77 184V185H78ZM116 186H115V185ZM131 184V185H130ZM133 184V185H132ZM139 184H140V186H139ZM74 185H75V183H74ZM136 185V186H135ZM207 185V186H206ZM84 186V185H83ZM82 186V187H83ZM138 186V187H137ZM153 186L152 187H150L152 190H153V192L155 193V190L156 189H154L153 188ZM196 186H198L197 188H196ZM204 186V187H203ZM42 187V188H43ZM107 187V188H108ZM173 188V190L174 191H172V188ZM117 188V189H116ZM132 188V189H131ZM134 188H136V189H134ZM170 188H171V192H170ZM38 189H40V188H38ZM123 189V190H122ZM205 190V191H204ZM14 191L15 192H17L18 191V189H13V193H14ZM123 191V192H122ZM133 191V192H132ZM167 193H166V192ZM180 192L179 194L178 193H176V192ZM114 192V194L112 195V193ZM120 192V193H119ZM134 192H136L137 194H135ZM172 192H174L173 194H169L168 195V193H172ZM183 192H185V193H183ZM14 194H18V193H14ZM129 194V195H128ZM135 194V196H132V195H134ZM157 194V193H156ZM178 196H177V195ZM190 194V195H189ZM126 195V196H125ZM137 195H138V197H137ZM151 195H155V194H151ZM175 195V196H174ZM189 195V196H188ZM191 195H193V196H191ZM210 195V196H209ZM113 196V197H112ZM130 198H129V197ZM158 196H160V194H158ZM170 196V197H169ZM171 196H173V197H171ZM178 198H177V197ZM184 196V197H183ZM118 197V198H117ZM135 197V198H134ZM139 197H141V198H139ZM188 197V198H187ZM189 197H191V201H190V198ZM204 197H206V198H208V199H210L211 200V202L210 201H207L206 200V198H204ZM122 198V199H121ZM131 198H132V201L130 202V200H131ZM142 198H145V199H142ZM156 198V199H155ZM162 198H164L163 199V201L162 200H159V201H161L163 204H165V206H162V203H161V205H160V207L159 208H161V206H162V208H161V210L157 207L158 205H157V203H155V201H157L158 199H162ZM168 198H170V200L168 199ZM183 198H185V199H183ZM111 199V200H110ZM128 199H130V200H128ZM142 199V200H141ZM155 200L154 202L152 201V200ZM176 199L177 200H179V201H176ZM184 201H183V200ZM189 201H188V200ZM199 199H203V201L202 200H199ZM213 199V200H212ZM113 200H114V203H113ZM116 200V201H115ZM121 201V203H120V201ZM124 200V201H123ZM146 200V201H145ZM164 200H165V203H164ZM183 202H182V201ZM185 200L187 201V203H190V204H188V206L187 205H184V204H182V203H185V204H187L186 202H185ZM205 200V201H204ZM110 201V202H109ZM143 201V202H142ZM159 201H157L158 203H160ZM203 202V204H200L201 202ZM241 201V202H240ZM125 202V203H124ZM134 202V203H133ZM176 202V203H175ZM177 202H181L180 204H182V205H184L186 208L185 209H187L189 206H191L190 208H188L187 209V211L185 210V209H183L184 211V214L183 213H181V211H177V213H176V211H174L173 212V214H174V216H170V215H172V212H168L167 213V207H170V205L174 208L175 207V205L176 206H179L180 204H178L177 205ZM192 202V203H191ZM204 202L205 203H209L210 202V204H208L209 205V207H208V205L207 204H205V205H207V206H205L204 205ZM109 203V204H108ZM128 203V204H127ZM170 203V204H169ZM174 203H175V205H174ZM197 203H199V204H197ZM211 203H212V205H211ZM134 204L139 208V209H137V207L135 208V206H134ZM150 204V205H149ZM213 204H215V205H213ZM122 205V206H121ZM132 205H133V207L135 208V210H134V208H132ZM144 207V208H140V207H142V206ZM154 205H156V206H154ZM174 205V206H173ZM182 205H180V206H182ZM198 205H199V207L200 208H203V206L202 205H204L205 206V208H209L208 210L207 209H205L204 208V212L206 213H204L203 214V209H202V211H200L201 209L198 207ZM201 205V206H200ZM210 205H211V207H210ZM121 206V207H120ZM147 206H149L148 208H147ZM153 207L152 209L150 208V207ZM215 206V207H214ZM194 207V208H193ZM238 207V208H237ZM244 207V208H243ZM247 207V208H246ZM253 207V208H252ZM122 208V209H121ZM133 210H132V209ZM156 208V209H155ZM157 208H158V210H160V212L161 211H163V210H165L166 211V213L167 214H164V215H167V216H165L166 218H168V220L167 219H165V220H167V221H165L164 219H163V221H164V223H162L161 225H160V223H159V227L157 226L158 225V219L156 220L155 219V217H157V213L156 212H158L159 213V211H156L157 210ZM173 208H169L168 209V211H171ZM184 208V207H183ZM211 208V209H210ZM256 208V209H255ZM261 208V209H260ZM118 209H120V210H118ZM142 209V210H141ZM190 209V210H189ZM192 209H193V211H192ZM199 209V210H198ZM241 209V210H240ZM252 209V210H251ZM257 209L260 211V212H258L257 211ZM107 210V211H106ZM113 210V211H112ZM122 210V211H121ZM138 210V211H137ZM141 210V211H140ZM149 210H151V211H149ZM153 210V211H152ZM211 210V211H210ZM250 210V211H249ZM256 211V213H258V215H256V213H255V211ZM106 211V212H105ZM119 211V212H118ZM130 211H132V213H134V211H136V216H132L131 215V212ZM197 211V212H196ZM245 212V213H243V212ZM253 211H254V213H253ZM129 212V213H128ZM138 212V213H137ZM156 213V216H154L153 214L154 213ZM189 214H188V213ZM196 212V213H195ZM199 212H201L202 214L200 215L199 214ZM212 212V213H211ZM262 212V215L260 216L259 215V213H261ZM106 213V214H105ZM140 213H141V215H140ZM145 213V214H144ZM150 215H149V214ZM163 213H165L164 211H163ZM177 215H176V214ZM178 213H180V214H178ZM209 213L210 214H213L212 216H210L209 215ZM240 213V214H239ZM103 214H105V216L103 215ZM148 214V215H147ZM160 214V213H159ZM169 214V215H168ZM183 214V215H182ZM185 214H186V216H185ZM255 214V215H254ZM113 215V216H112ZM115 215V216H114ZM162 215V213L159 215L160 217H163V216H161ZM180 215V216H179ZM188 215V216H187ZM204 215H206V217L204 216ZM207 215H209V217H211V218H215V220H217V222L219 221V223L218 224H220V225H218L217 227H208V222H206L207 221V218H208V216ZM238 215H239V217H238ZM252 215L254 216V217H252ZM145 217L144 218V222L145 223H149L151 226H149V224L148 225H146L145 223H143V219H142V217ZM149 216H154L153 218H150ZM169 216H170V218H169ZM204 218H203V217ZM242 216H243V218H242ZM249 216V217H248ZM110 217V218H109ZM134 217V218H133ZM160 217H158V218H160ZM202 217V218H201ZM261 217V218H260ZM263 217V218H262ZM147 218H148V221L146 222V220H147ZM164 218V217H163ZM174 218V219H173ZM247 218V219H246ZM111 219V220H110ZM230 219V220H229ZM252 219V220H251ZM105 220V221H104ZM192 220V221H191ZM244 220V221H243ZM263 220V221H262ZM150 221V222H149ZM151 221H153L154 222V224L151 222ZM155 221H157L156 223H157V225L155 224ZM103 222H102V224H103ZM133 222V223H132ZM166 222H167V225H166ZM108 224V225H107ZM143 224H144V226H143ZM208 224V225H207ZM257 224V225H256ZM101 225V224H100ZM145 225H146V227H145ZM150 227V229H149V232H150V230H151V232L149 233L148 232V234H147V231H144L143 232V230H148V227ZM152 226H153V228H152ZM164 226V227H163ZM169 226V227H168ZM174 226V227H173ZM220 226V227H219ZM101 227V226H100ZM123 227V228H122ZM132 227V228H131ZM137 227H141V229H142V232H143V234H142V232H141V229H139V228H137ZM154 227H156V228H154ZM158 227V228H157ZM127 228H129V229H131L130 231H129V229H128V231L127 230H125V229H127ZM135 229V231H137L138 233H140L141 235H138V233L136 234V233H132V231H134V229ZM136 228H137V230H136ZM147 228V229H146ZM215 228V229H214ZM222 228V229H221ZM105 229H106V231H105ZM156 230V232L155 233H161V231H164V232H167L166 230L168 229V234L169 233H171V234H173V235H175V236H177V235H180L181 233H182V235L185 233V234H191L192 235V238L190 239V241H188V243L190 242V244H188L187 243V246H184L183 248H185L183 251H179V250H175L176 248V246H172V244H167V242L165 243L164 241H162V242H160L162 245H161V247H158V249H155L156 250V253H158L160 250H162V251H160V252H162V254H160V252L158 253V254H153V252H155V250L154 249H152V250H154L152 253L151 252H149V253H151V254H148V252L147 251H149V250H143L144 251V253L142 254V252L143 251H136V252H134L135 250H134V248L133 249H131L130 250V248L127 250V249H123V248H126V239L124 240V237L126 236L125 234H122V233H125V232H130L129 233V235L130 234H133V235H137V237H138V239L140 238V240H144V239H146V238H149V236L151 235V233L152 234H154L153 233V231L152 230ZM164 229V230H163ZM154 230V231H155ZM170 230V231H169ZM120 231V232H119ZM125 231V232H124ZM172 231V232H171ZM189 231V232H188ZM146 232V233H145ZM202 232V233H201ZM205 232V233H204ZM212 232V233H211ZM158 233V234H159ZM218 233V234H217ZM102 234H103V236H102ZM144 234H146V236H148V237H146V238H143V236H144ZM201 234V235H200ZM203 234V235H202ZM257 234V235H256ZM99 235V236H98ZM103 237V239H102V237ZM215 235V236H214ZM141 236V237H140ZM97 237H99V238H97ZM152 237V235L150 236V238ZM97 238V239H96ZM78 239V240H77ZM88 240V239H87ZM97 240V241H98ZM123 240V241H122ZM80 242V243H78V242ZM119 241V244L117 243ZM121 241V242H120ZM195 241V242H194ZM199 241V242H198ZM74 242H76V243H74ZM105 242V243H106ZM125 242V243H124ZM194 242V243H193ZM72 243H74L73 245H72ZM92 243V244H91ZM116 243L118 244L117 245V247H118V249H116L115 248V246H116ZM122 243V244H121ZM154 243V242H153ZM70 244V245H69ZM97 244V245H96ZM99 244V245H98ZM120 244H121V248H120ZM164 244H165V246H164ZM88 245H89V247H88ZM90 245H91V247H90ZM115 245V246H114ZM151 246H152V244H150ZM167 245V246H166ZM188 245H189V247H188ZM64 246V247H65ZM72 246V247H71ZM82 246V248L80 249V247ZM94 246V247H93ZM98 246H99V248H98ZM125 246V247H124ZM150 246V248H153V246L151 247ZM163 246V247H162ZM155 248H157V246H154ZM167 247V250L166 249H164V248H166ZM175 249H174V248ZM188 249H187V248ZM193 247V248H192ZM210 247V248H209ZM63 248V249H62ZM113 248V249H112ZM115 248V249H114ZM169 248V249H168ZM173 250H171V249ZM190 248V249H189ZM69 249V250H68ZM82 249H84V250H82ZM121 250V252L120 251H118L119 252V254L118 253H116L117 252V250ZM193 249V250H192ZM64 250V251H63ZM75 250V251H74ZM101 250H102V252H101ZM111 250V251H110ZM126 250H127V252H126ZM132 250H134V251H132ZM159 250V251H158ZM187 250H189V251H187ZM70 251V252H69ZM72 251V252H71ZM77 251V253H75ZM116 251V252H115ZM131 251L132 252V255H131V252H130V255H129V252ZM158 251V252H157ZM164 251H165V253H164ZM167 251V252H166ZM176 251V252H175ZM194 251V252H193ZM57 252V253H56ZM64 252V253H63ZM67 252V253H66ZM134 252V253H133ZM137 252H139V255H136V254H138ZM145 252H147V253H145ZM181 252H183V254L181 253ZM186 252V253H185ZM55 253H56V255H55ZM66 253V254H65ZM113 253V254H112ZM141 253V254H140ZM81 254H83L82 256H81ZM111 254V255H110ZM118 254V255H117ZM147 254V255H146ZM165 254V255H164ZM187 254L188 255H193V256H187ZM196 254V255H195ZM69 255L68 256H64L68 261H70L71 259H70V257H69ZM70 255V256H71ZM117 255V256H116ZM155 255H157V256H155ZM181 255V256H180ZM202 255V256H201ZM62 256V255H61ZM61 256H59L58 258H57V261L59 260V258L61 257ZM161 256V257H160ZM186 256V257H185ZM196 256V257H195ZM72 257V256H71ZM98 257V258H97ZM119 258V259H117V258ZM135 257V258H134ZM159 257V258H158ZM168 257V258H167ZM83 258V259H82ZM87 258V259H86ZM107 258V259H106ZM181 258V259H180ZM182 258H184V259H182ZM187 258H188V260H187ZM223 258V259H222ZM70 259V260H69ZM97 259V260H96ZM117 261H116V260ZM134 259V260H133ZM140 259V260H139ZM143 259V260H142ZM154 259V260H153ZM195 259V260H194ZM91 260V261H90ZM127 260V261H126ZM138 260V261H137ZM145 260V261H144ZM72 261V260H71ZM101 261V262H100ZM128 262V263H127ZM162 262V263H161ZM182 262V263H181ZM117 263V264H118Z\"/></svg>",
  "mask_w": 264,
  "mask_h": 264
},
{
  "label": "bare ground",
  "instance_id": "2",
  "mask_svg": "<svg viewBox=\"0 0 264 264\" xmlns=\"http://www.w3.org/2000/svg\"><path fill=\"white\" fill-rule=\"evenodd\" d=\"M1 1H3V3L6 1V3H7V1H10V0H0V115L2 116V118H4V115H5V113L7 112V109L8 108H10L11 110H9V111H12V113L14 112V114L16 115V119H17V125H16V127H17V132H19V134L20 135H18L17 134V141H18V136H20V141H19V150H20V152H19V157L18 158H20V159H18L19 161H17L16 162V160L15 159H13V160H15V162L16 163H18L17 164V166H18V168L21 170V172H24V174L22 175V177H21V179L20 178H18L20 175V171H19V174L17 175L18 177V180L16 179V177H14L15 175H13V177L16 179H14L15 181L14 182H10V181H13V180H11L10 178V181H6L5 179V175H7L8 173H10V172H8V171H6L5 172V170H3V168L1 167L0 168V264H54L53 262H54V258H55V256H54V252H55V250L57 251H59V249H56V246H57V248L59 247L58 245H61L62 243H64V244H62V245H67V248H69V246H68V243H71V242H73V241H75L76 240V238H78L79 237V240H81L82 238V240H84V239H86L85 241H82V243L83 242H86V241H89V242H92V241H90V239L89 238H91V239H94V241H95V243H98V242H100V247H105L104 248V250L106 249V250H109V246L107 247V245H108V242H106L105 240L102 242L101 240H100V238L99 237H97V238H99V240L97 241V240H95V237L97 236L95 233L98 231V232H100L102 229H103V227L104 228H106L104 225H105V223L101 220V216H102V210H103V208L107 205L105 202H108L107 200H108V198L110 197L108 194H109V192H106L107 190H109L110 189V187L112 186L111 184L114 182V180H118V177L116 178V179H114L115 178V176H117L118 174L116 173L117 171H118V166H119V160H117V157L119 158V159H121V155L123 154H121V153H119L120 152V150H119V152H116V149H115V152H113V151H111V152H113V153H115L116 155H118V153H119V155L116 157V160L114 161L113 159H112V157H114V156H112L111 157V155H113L112 153H111V155H110V153L109 152H106L105 153V150H104V148H103V145H104V142L101 140L102 139V136L103 135H101V134H103L104 133V131H106L107 129H109L108 127H106L107 126V124L106 125H99V126H97V123H96V127H95V129L94 130H96L95 131V135H94V132H93V137H91L92 139H94V140H91V138H90V140L91 141H94L95 142V147H96V142L97 141H95L96 139L98 140V142H97V146L98 147H100V148H97L99 151H97V153H99V154H97L96 153V155H97V159H98V162L97 161H95L96 163H98L97 165L98 166H96V163L95 164H93V165H95L94 166V168H95V171H90V169H92L93 170V168H91L90 166H88L91 162H90V159H93V157H94V155L95 154H93L94 152V150L91 152L92 153V155H93V157L92 156H90L91 155V153H89V155H88V151H86V148H83L84 147V145L86 144V142H85V140L87 141V139L90 137V135L87 133V132H84V131H82V132H84V134L81 132V130L79 129V125L78 124H75V125H77L76 127L74 126V125H69L68 126V128L66 129V127H65V125H64V131L63 132H65L66 130V132H65V134H67L68 135V137H69V139H70V141H72L73 143H71V144H74L75 146H76V148H77V145L78 146H80L81 144L83 145V146H80V147H82L83 148V150H82V154H80L79 155V157L80 156H82L83 154V161H80V160H82V158L81 159H79V161H78V163H79V165H78V163L77 164H75L76 166H78L80 169H77V170H75L74 172H75V174L76 173H80L81 171V169L82 168H84L85 170H86V172L88 171L89 173L87 174V179L85 180V175H83L82 173V176H84V177H80V180L78 179L79 178V175H77V179H75L76 178V176L74 177V175L75 174H72L71 173V166H70V164L67 162V160H68V157L69 156H63V150H60L62 153H60V155L59 154H57L56 152H55V154H57L58 155V157L60 156L62 159L63 158H65V159H63V161H62V159H60V161H58V163L54 160V161H52V163L50 162V160H49V157H48V160H49V162L51 163H47V165L48 166H46V165H43V167L44 168H40V166L42 165H39L38 163L36 164H33L34 163V161L32 160V159H30V157H27L28 156V154H30V153H28L27 155H26V153H24L26 150H25V148L28 146V143H30L29 141L31 140L30 138H32L31 136H32V129H33V118H35L34 117V110H33V107L34 106H38V105H43L44 104V102H43V99L41 98V97H43V96H41V92H42V89H41V92H40V82H42V80H40L39 79V70L40 71H44L45 70V72H46V74H47V76H48V78H50V79H52L53 81L55 80V82H62V80L64 79V77H63V79L61 78L62 77V75L60 74V73H58L57 72V70L58 69H60L61 68V66H60V64H59V67L57 68L56 66L55 67H51V66H49V62L47 63V62H45V63H47V64H43V62L41 61V57H40V61L42 62H40L39 61V57H38V53H37V42H38V39L40 40L41 38L39 37V36H41V35H44V36H46L47 35V33H49V35H50V32H49V29L50 28H52V27H50L48 24H50V23H47V22H49L47 19H44V18H47V17H45L44 15H41L42 13L44 14V13H46V11L48 12L49 10L48 9H46V11L45 12H42V13H40L41 11H40V9L38 10V6H37V3H40V2H38L39 0H14L15 2H28L27 4L24 2L23 4H19V5H21L20 7H19V5H16V3H10L11 4V11H12V13H14L15 11V15H13V16H15V17H13L11 14V12H8V11H10L9 9H8V6L9 5H7V9H6V6L4 7L3 6V3H2V5H1ZM45 1V3L47 2V3H49V4H52V2H54V1H56V0H44ZM44 1L42 0V2H43V4H45L44 3ZM59 1V0H58ZM92 1H94V0H92ZM128 1V0H127ZM129 1H131V0H129ZM136 1V0H135ZM139 1V0H138ZM150 1V0H149ZM151 1H153V0H151ZM159 1V0H158ZM161 1V0H160ZM219 2H220V7H219V9H218V16L216 17L217 19H216V21H214V22H216L217 24H222L223 23V15H224V13H223V10H225L224 9V3H223V1L222 0H218ZM217 1V2H218ZM257 6H255L256 8H257V10L259 11V8H260V10H261V7H262V10L264 9V0H252ZM11 2V1H10ZM51 2V3H50ZM62 2V1H61ZM77 2H78V0H77ZM80 2V1H79ZM109 2V1H108ZM125 2V1H124ZM123 1L121 2V4L122 3H124ZM132 2H134V1H132ZM137 2V1H136ZM154 2H155V0H154ZM198 2V1H197ZM250 3H251V1H249ZM58 3V2H57ZM64 3V2H63ZM73 3V2H72ZM81 3H82V1H81ZM80 3V4H81ZM111 3V2H110ZM129 3V2H128ZM139 3L141 4V2L139 1V2H137V4L139 5ZM143 3H144V1H143ZM143 3L141 4V6H143L142 8L143 9H145L143 12H144V15L146 14V17H148L147 19H150L151 20V26H152V28H154V32H152V33H154V36H152V38H151V36L148 38V36L146 37V40H147V44H150L151 42L152 43H154V42H156L157 44H158V46H160V47H162L161 49L163 50L162 52L160 51V47H159V51H158V48L157 47H155L156 49H153L154 48V46L153 45H151V46H149V47H151V49H149V50H151V51H149V52H151V54L153 55V57H154V54H155V56H156V53L155 52H157V58L158 57H160V56H162L163 58H164V60H165V58L166 57H170L171 59H172V61H174L175 60V64L177 65V66H179L180 68L181 67H183V65L185 66V67H190L191 66V64H193L194 62H192L191 64H189L187 61H185L183 58H185V57H183V58H181L182 60H180V57H178L179 56V54L180 53H178L177 52V47L178 48H182L183 47V45H184V37H185V34H186V31L183 29V28H186V27H184V22H183V16L185 17V16H187V15H183V13H187V14H191V16L189 15V17H194L195 15L194 14H196V13H194V0H180V1H178V0H162V4H163V6L165 7V9H166V13L165 14H167L168 15V18H169V20H170V22H169V24H168V21H167V24L169 25V26H164L160 21H159V16L160 15H158L157 14V9L156 8H158L157 7V4H159V3H161V2H157V0H156V6L155 5H152L151 3V5H148V6H146L145 7V5H143ZM13 4V5H12ZM64 4H66V2L64 3ZM68 4V3H67ZM74 4V3H73ZM72 4V5H73ZM77 4V3H76ZM84 4V3H83ZM89 4V3H88ZM116 4V3H115ZM131 4V3H130ZM135 4V3H134ZM145 4V3H144ZM217 4V5H218ZM4 5H5V3H4ZM42 5V4H41ZM40 5V6H41ZM53 5H55V3L54 4H52V5H50L51 7H53V9L54 10H52V8H49V7H47V5H46V7L47 8H49L50 9V12H51V10L52 11H58L59 13H60V11L59 10H56V8L53 6ZM79 5V4H78ZM82 5V4H81ZM99 5H100V3H99ZM110 5H112V3L110 4ZM200 5V4H199ZM254 5V4H253ZM1 6L2 7H4V8H1ZM12 6L13 7H15V9L16 10H14L13 8H12ZM16 6H17V8H16ZM39 6V7H40ZM42 6H44V5H42ZM76 6V5H75ZM83 6V5H82ZM84 6H85V8H87V7H89L88 5H86V1H85V4H84ZM91 6V5H90ZM95 6V5H94ZM116 6H117V4H116ZM125 6V5H124ZM131 6H132V4H131ZM141 6H138V7H141ZM201 6H202V4H201ZM250 6V5H249ZM9 7V8H10ZM46 7H44V9L46 8ZM66 7V6H65ZM81 7V6H80ZM130 7V6H129ZM136 7V5L134 6L133 5V8H135ZM161 7V6H160ZM235 7H236V10H237V12H239V13H241V20H240V18H238L239 20H240V30H239V32H240V36L242 37V35H243V32H244V29L246 28L245 27V12H246V5H245V0H235ZM255 7H253V9L255 8ZM42 8V10L44 11V9H43V7H41ZM63 8V7H62ZM74 8V7H73ZM120 8V7H119ZM123 8H125V7H123ZM126 8H127V5H126ZM141 8V10H143ZM250 8V7H249ZM255 8V9H256ZM57 9H58V5H57ZM66 9V8H65ZM82 9V8H81ZM115 9H118V8H115ZM121 9V8H120ZM128 9V8H127ZM137 9V8H136ZM164 9V10H165ZM255 9H254V11H255ZM13 10H14V12H13ZM107 10V9H106ZM110 10V9H109ZM112 10V9H111ZM40 11V12H39ZM66 11V10H65ZM64 11V12H65ZM74 11L75 10H73V13H74ZM84 11H85V9H84ZM89 11V10H88ZM88 11H86V12H88ZM113 11V10H112ZM122 12H123V16H125V17H128V16H130V13L125 9L124 11L123 10H121ZM130 11V10H129ZM137 11V10H136ZM198 11V10H197ZM258 11H256L257 13H258ZM39 12V13H38ZM55 12H53V13H55ZM79 12H81V11H79ZM78 12V13H79ZM86 12H83L84 14L86 13ZM92 12V11H91ZM118 11L117 10H115V13H117ZM189 12V13H188ZM236 12V11H235ZM252 12V11H251ZM263 12V11H262ZM11 13V14H10ZM57 13V12H56ZM59 13H57L59 16H62L61 15V13L59 14ZM72 13V14H73ZM95 13H96V11H95ZM137 13V12H136ZM139 13V12H138ZM210 13V12H209ZM229 13V12H228ZM260 13V12H259ZM258 13V14H259ZM47 14V13H46ZM51 14V13H50ZM67 14V13H66ZM230 14V13H229ZM258 14H257V16H258ZM41 15V16H40ZM49 15V14H48ZM54 15V14H53ZM89 15V14H88ZM91 15V14H90ZM112 14H109V16H111ZM116 15H119V12H118V14H116ZM132 15H133V13H132ZM131 15V16H132ZM134 15H135V13H134ZM144 15H142V16H144ZM158 15V16H157ZM237 15H240V14H238L237 13ZM256 15V14H255ZM262 15H264V13L262 14V13H260V15H259V17L260 16H262ZM42 16H44L43 18H42ZM54 16H56L57 17V15H54ZM53 16V17H54ZM67 16V15H66ZM66 16H65V18H66ZM74 16V15H73ZM85 16H87V15H85ZM114 16V15H113ZM138 16V15H137ZM141 16V15H140ZM51 16H48V19L50 18ZM56 17L54 18L55 20H56ZM75 17V16H74ZM84 17V16H83ZM90 17V16H89ZM96 17H98V16H96ZM95 17V18H96ZM135 17V16H134ZM235 17H237V16H235ZM59 18L60 17H58L57 18V22H61L60 23V25L62 26L61 27V29H63L64 27H66L67 25H66V23H65V21H63V19L61 20L60 19V21H59ZM62 18V17H61ZM64 18V17H63ZM114 18H115V16H114ZM139 18V17H138ZM141 18V17H140ZM159 18V19H158ZM186 18V17H185ZM195 18V17H194ZM263 18V17H262ZM261 18V19H262ZM51 19V18H50ZM49 19V20H50ZM79 19V18H78ZM93 19V18H92ZM116 19V18H115ZM209 19H210V17H209ZM237 19V20H238ZM264 19V18H263ZM262 19V20H263ZM52 20V19H51ZM50 20V21H51ZM71 20H74V19H71ZM103 20V19H102ZM124 20V19H123ZM132 20V19H131ZM136 20V19H135ZM141 20V19H140ZM143 20V19H142ZM145 20V19H144ZM149 20V21H150ZM167 20V19H166ZM191 20V19H190ZM194 20V19H193ZM247 20H248V17H247ZM77 21H79V20H77ZM85 21V20H84ZM97 21V20H96ZM104 21V20H103ZM113 21V20H112ZM137 21V20H136ZM185 21H186V19H185ZM196 21H199V20H196ZM209 21V20H208ZM89 22V21H88ZM90 22H91V20H90ZM89 22V23H90ZM115 22V21H114ZM116 22H117V19H116ZM124 22V21H123ZM135 22V21H134ZM146 22V21H145ZM145 22H143V23H145ZM194 22V21H193ZM224 22H226V21H224ZM234 22V21H233ZM259 22V21H258ZM71 23V22H70ZM88 23V24H89ZM117 23H119V22H117ZM126 23V22H125ZM123 24V27H120V34H124V32H126L125 31V29H126V27L128 26V25H126V24ZM133 23V22H132ZM187 23V22H186ZM53 24V23H52ZM69 24V23H68ZM78 24V23H77ZM76 24V25H77ZM109 24V23H108ZM116 24V23H115ZM166 24V23H165ZM191 25L193 24V23H190ZM198 24V23H197ZM216 24V25H217ZM229 24V23H228ZM247 24V23H246ZM59 25V26H60ZM103 25H104V22H103ZM129 25H131V24H129ZM134 25V24H133ZM219 25V26H220ZM224 25V24H223ZM223 25H222V27H223ZM237 23H236V26H235V28L237 27ZM264 25V24H263ZM58 25L56 24V27H57ZM93 26V25H92ZM110 26V25H109ZM116 26H118V25H116ZM189 26V25H188ZM218 26V25H217ZM218 26V28H220ZM50 27V28H49ZM55 27V28H56ZM83 27V26H82ZM95 27V26H94ZM145 27V26H144ZM148 27V26H147ZM149 27H150V25H149ZM191 27V26H190ZM194 27V26H193ZM259 27V26H258ZM74 28V27H73ZM87 28V27H86ZM119 28V27H118ZM117 28V29H118ZM128 28H131V29H134V31L136 30L135 28H133V27H128ZM172 29V30H175V32L176 31H178V33L179 34H181L182 35V37H183V39H180V35L179 34H175L177 37H175V35H173L171 32H170V29ZM175 28V29H174ZM188 28V27H187ZM194 28H196V27H194ZM194 28H192L193 30H195ZM199 28V27H198ZM200 28H201V26H200ZM209 28V27H208ZM207 28V29H208ZM224 28H225V25H224ZM253 28V27H252ZM57 29H59V27L57 28ZM64 29H66V28H64ZM80 29V28H79ZM107 29V28H106ZM113 29V28H112ZM111 29V30H112ZM149 29V28H148ZM147 29V30H148ZM85 30H87V29H85ZM116 30V29H115ZM144 30V29H143ZM150 30V29H149ZM153 30V29H152ZM211 29H209V30H207L208 32L205 34V37H206V39H205V41H206V47H205V49L203 50L204 52H203V55H202V58H200V59H202L201 61L203 62V64H201L202 66H203V68H204V75L203 76H207L208 77V79H210L212 82H211V84H212V88H211V93H213L215 96H217L218 97V99H219V96H220V93H221V89H222V85H224L223 84V78L224 77H226V76H224V71L226 72V70L224 69V66H223V64H222V61L224 60V59H222V57L224 58V56H223V51H222V54H221V56L219 55V53L217 54V50H215V49H213V45L215 44V42H214V44H213V39L211 38V36H210V31ZM227 30V29H226ZM238 30V29H237ZM237 30H235V32L234 33H239V32H236ZM250 30H252V29H250ZM250 30H248V31H250ZM254 30V29H253ZM256 30V29H255ZM254 30V31H255ZM77 31V30H76ZM82 31V30H81ZM80 31V32H81ZM113 31V30H112ZM133 31V32H134ZM138 31H140V30H138ZM142 31V30H141ZM184 31H185V33H184ZM234 31V30H233ZM247 31V30H246ZM259 31V30H258ZM71 32V31H70ZM114 32V31H113ZM117 32V31H116ZM122 32V33H121ZM128 32H129V29H128ZM127 32V33H128ZM131 32V31H130ZM132 32V33H133ZM174 32V31H173ZM223 32H225V31H223ZM53 33V32H52ZM55 33V32H54ZM58 33V32H57ZM63 33V32H62ZM61 33V34H62ZM105 33V32H104ZM127 33H125V34H127ZM142 33V32H141ZM141 33H139V35L141 34ZM151 33V32H150ZM229 33V32H228ZM248 33V32H247ZM246 33V34H247ZM46 34V35H45ZM86 34V33H85ZM108 34H109V32H108ZM128 34H130V33H128ZM134 34V33H133ZM136 34V33H135ZM143 34V33H142ZM148 34H149V32H148ZM216 34H218V33H216ZM232 34V33H231ZM257 34V33H256ZM264 34V33H263ZM65 35V34H64ZM118 35H119V33H118ZM131 35V34H130ZM180 37H179V36ZM194 35V34H193ZM196 35V34H195ZM201 35V34H200ZM234 35V34H233ZM238 36H239V34H237ZM250 35V34H249ZM253 35H254V33H253ZM44 36H41V37H44ZM54 36V35H53ZM69 36V35H68ZM72 36V35H71ZM74 36H75V34H74ZM82 36V35H81ZM89 36V35H88ZM113 36H115V35H113ZM122 36V35H121ZM126 36V35H125ZM134 36H136V35H134ZM133 36V37H134ZM143 36V35H142ZM187 36H188V34H187ZM186 36V37H187ZM216 36V35H215ZM244 36H245V34H244ZM263 36V35H262ZM63 37V36H62ZM110 37V36H109ZM108 37V38H109ZM117 37H119V36H117ZM130 37V36H129ZM197 37V36H196ZM228 37V36H227ZM226 37V38H227ZM234 37V36H233ZM237 37V36H236ZM246 37H248V36H246ZM48 38V36H46L45 37V39H47ZM58 38H59V36H58ZM63 38H65V37H63ZM77 38V37H76ZM111 38H113L112 36H111ZM121 38V37H120ZM127 38H128V36H127ZM140 38H141V36H140ZM192 38V37H191ZM214 38V37H213ZM230 38H231V36H230ZM264 38V37H263ZM54 39V38H53ZM70 39V38H69ZM71 39H73V38H71ZM81 39V38H80ZM83 39V38H82ZM95 39H97V38H95ZM94 39V40H95ZM117 39V38H116ZM134 39V38H133ZM136 39V38H135ZM134 39V40H135ZM138 39V38H137ZM151 39H153V41L151 40ZM177 39H179V42H181V43H179L178 42V40ZM190 39V38H189ZM188 39V40H189ZM194 39V38H193ZM221 39V38H220ZM236 39V41H238L239 40V42H240V44H241V40L240 39H238V37L237 38H235ZM238 39V40H237ZM89 40V39H88ZM91 40V39H90ZM118 40V39H117ZM121 40V39H120ZM119 40V41H120ZM144 40V39H143ZM146 40H144V42L146 41ZM187 40V39H186ZM185 40V41H186ZM200 40V39H199ZM231 40V39H230ZM249 40V39H248ZM54 41H56V40H54ZM83 41V40H82ZM96 41V40H95ZM122 41V40H121ZM130 41H132V39L130 40ZM129 41V42H130ZM202 44H204L205 42H204V39H202ZM224 41V40H223ZM235 41V42H236ZM257 41H258V39H257ZM41 42H42V40H41ZM40 42V43H41ZM52 42H53V40H52ZM51 42V43H52ZM58 42H60V40L58 41ZM64 42V41H63ZM77 42H78V38H77ZM84 42V41H83ZM92 42V41H91ZM91 42H90V44H91ZM126 42V41H125ZM128 42V43H129ZM139 42V41H138ZM150 42V43H149ZM201 42V41H200ZM217 42H218V40L216 41V44L214 45L215 46V48H216V46L219 44V42H218V44H217ZM233 42V41H232ZM82 43V42H81ZM98 43V42H97ZM114 43V42H113ZM120 43V42H119ZM122 43V42H121ZM137 43V42H136ZM134 44V45H137L138 46V44ZM151 43V44H152ZM186 43V42H185ZM187 43H189L188 41H187ZM190 43H191V41H190ZM189 43V44H190ZM193 43V42H192ZM221 43V42H220ZM231 43V42H230ZM29 44V45H28ZM39 44V43H38ZM46 43H45V41H44V45H45ZM47 44H48V42H47ZM59 45H60V43H58ZM78 44V43H77ZM106 44V43H105ZM155 44V43H154ZM243 44L245 45V43L243 42ZM249 44V43H248ZM248 44H247V46H248ZM257 44V43H256ZM25 45H27V46H29V47H26ZM57 45V44H56ZM64 45H65V42H64ZM73 46H74V44H72ZM88 45V44H87ZM98 45V44H97ZM101 45V44H100ZM108 45V44H107ZM133 45V44H132ZM188 45V44H187ZM186 45V46H187ZM191 45V44H190ZM250 45V44H249ZM39 46V45H38ZM58 46V45H57ZM72 46V47H73ZM79 46V45H78ZM102 46V45H101ZM105 46V45H104ZM121 46V45H120ZM146 46V45H145ZM145 46H143L144 47V49L146 50H148V48L149 47H145ZM196 46V45H195ZM234 46H236V45H234ZM233 46V47H234ZM238 46V50H240V49H242L240 46H242V45H237ZM252 46V45H251ZM29 48L28 49V51L26 50V52L25 53H27V57H26V55L24 56L23 54H25L24 53V51L22 50L23 48ZM77 47V46H76ZM82 47V46H81ZM84 47V46H83ZM83 47H82V50H84L83 49ZM88 47V46H87ZM95 47V46H94ZM143 47H142V49H143ZM189 47V46H188ZM187 47V48H188ZM191 47H193V46H191ZM197 47H200V46H197ZM218 47V46H217ZM232 47V46H231ZM54 48H58V47H54ZM75 48V47H74ZM74 48H73V50H74ZM102 48V47H101ZM116 48V47H115ZM121 48V47H120ZM134 48V47H133ZM184 48V47H183ZM196 48V47H195ZM203 48V47H202ZM237 48V47H236ZM248 48H249V46H248ZM45 49V48H44ZM58 49H62V47L61 48H58ZM66 49H68V48H66ZM94 49V48H93ZM100 49V48H99ZM127 49V48H126ZM125 49V50H126ZM134 49H136V48H134ZM189 49V48H188ZM226 49V48H225ZM246 49V48H245ZM245 49H244V47H243V49H242V52L243 51H245ZM256 49V48H255ZM40 50H42L43 51V49H40ZM69 50V49H68ZM86 50V49H85ZM84 50V51H85ZM90 51V49H87V51H86V55H85V58L83 57V59H86V66H84L83 67V69L82 68H80V69H82V71L80 70V72H81V74H79V75H81V76H78L79 78H80V80H79V82L77 81V83H75V84H79V87H78V89H80V91L82 92L83 90H85V91H91L92 92V98H93V101L94 102H92V105L95 107V106H99V105H96L97 104V95H96V92L93 90L94 88H93V84H91V75H92V73L90 72V70H92V67L94 66L93 64H92V62H94V59H95V57H94V55H92L91 54V52H89ZM92 50V49H91ZM98 50V49H97ZM131 50V49H130ZM145 50H143V52L145 51ZM147 50H146V52H147ZM156 50V51H155ZM187 50V49H186ZM191 50H192V52H193V49L191 48ZM196 50V49H195ZM235 50V49H234ZM238 50H236V51H238ZM246 50H248V49H246ZM257 50V49H256ZM48 51H49V46H48ZM60 50H58V52H59ZM79 51V50H78ZM95 51V50H94ZM118 51V50H117ZM129 51V50H128ZM142 51V50H141ZM226 51H228V50H226ZM252 51V50H251ZM251 51H250V53H251ZM262 51V50H261ZM56 52V51H55ZM54 52V53H55ZM68 52V51H67ZM67 52H65V53H67ZM72 52V51H71ZM109 52H110V50H109ZM112 52H114V51H112ZM120 52V51H119ZM132 52V51H131ZM135 53H137L136 51H134ZM148 52V53H149ZM159 52V53H158ZM161 52V53H160ZM176 52H177V54H176ZM183 52H185V50L183 51ZM202 52V51H201ZM218 52H219V50H218ZM220 52H221V50H220ZM240 52V54H242L241 53V51H239ZM238 52V53H239ZM262 52H264V51H262ZM49 52H47V54H48ZM51 53V52H50ZM60 53V52H59ZM75 53V52H74ZM73 53V54H74ZM79 53H81V52H79ZM83 53H85V52H83ZM82 53V54H83ZM98 53V52H97ZM134 53V54H135ZM186 53V52H185ZM188 53V52H187ZM191 53V52H190ZM197 53H198V51H197ZM197 53H195V54H197ZM227 53V52H226ZM234 53V52H233ZM259 53V52H258ZM69 54V53H68ZM72 54V55H73ZM96 54V53H95ZM106 54V53H105ZM111 54H113V53H111ZM116 54V53H115ZM137 54H139V53H137ZM136 54V55H137ZM239 54V55H240ZM248 54V53H247ZM262 54H264V53H262ZM42 55H44V54H42ZM41 55V56H42ZM65 55V54H64ZM67 55V54H66ZM65 55V56H66ZM109 55V54H108ZM114 55V54H113ZM120 55H121V53H120ZM143 55L145 56V55H147L146 53H143ZM149 55V54H148ZM160 55V56H159ZM185 55V54H184ZM251 55V54H250ZM45 56V55H44ZM47 56V55H46ZM70 56V55H69ZM77 56V55H76ZM80 56V55H79ZM83 56V55H82ZM97 56V55H96ZM99 56V55H98ZM97 56V57H98ZM128 56H130V55H128ZM128 56H125V59H126V57H128ZM139 56V55H138ZM172 56H173V58H172ZM199 56V55H198ZM231 56V55H230ZM242 56V55H241ZM243 56H244V53H243ZM248 56V55H247ZM260 56H261V54H260ZM263 56V55H262ZM59 57V56H58ZM57 57V58H58ZM62 57V56H61ZM81 57V56H80ZM161 57V58H162ZM189 57H191V56H189ZM194 57H197V56H194L193 55V58ZM258 57V56H257ZM66 58V57H65ZM65 58H64V60H65ZM67 58H68V56H67ZM77 58V57H76ZM137 58V57H136ZM141 58V57H140ZM143 58V57H142ZM186 58H188V57H186ZM239 58V57H238ZM241 58H243V57H241ZM241 58H240V61L242 62V61H244V64H245V60H241ZM254 58V57H253ZM261 58V57H260ZM46 59V58H45ZM69 59V58H68ZM68 59H66V60H68ZM72 58H70V60H71ZM78 59V58H77ZM133 60H134V58H132ZM139 59V58H138ZM145 59V58H144ZM171 59H169V60H171ZM174 59V60H173ZM199 59V60H200ZM233 59V58H232ZM235 59V58H234ZM258 59V58H257ZM43 60V59H42ZM55 60V59H54ZM60 60H61V58H60ZM62 60H63V58H62ZM73 60V59H72ZM80 60V59H79ZM114 60V59H113ZM118 60V59H117ZM133 60H131V61H133ZM137 60V59H136ZM146 61H148L149 60V58H148V60L147 59H145ZM162 60V59H161ZM189 60V59H188ZM253 60V59H252ZM252 60H251V62H252ZM77 61V60H76ZM76 61H75V63H76ZM81 61V60H80ZM96 61V60H95ZM138 61V60H137ZM143 61V60H142ZM141 61V62H142ZM195 61H197L196 59H195ZM227 61V60H226ZM59 62V61H58ZM70 62V61H69ZM72 62V61H71ZM83 62H84V60H83ZM102 62V61H101ZM140 62V63H141ZM153 62V61H152ZM165 62V61H164ZM168 62V61H167ZM198 63H199V61H197ZM229 62V61H228ZM241 62H239L240 63V65H241ZM250 62V61H249ZM54 63V62H53ZM62 63H64V62H62ZM66 63V62H65ZM65 63L64 64H62L63 66L65 65ZM82 63V62H81ZM113 63H114V61H113ZM126 63V62H125ZM137 63H139V62H137ZM144 63H145V61H144ZM148 63V62H147ZM151 63V62H150ZM162 62H160V64H161ZM227 63V62H226ZM261 63H263L262 61H261ZM56 64H57V62H56ZM96 64V63H95ZM117 64H119V63H117ZM149 64V63H148ZM147 64V65H148ZM157 64V63H156ZM237 64V63H236ZM243 64V65H244ZM253 64V63H252ZM255 64V63H254ZM51 65V64H50ZM82 65V64H81ZM116 65V64H115ZM145 64H143L142 66H144ZM146 65V66H147ZM176 65H175V71L177 72V73H179V74H181V75H178V76H182L181 78H176L175 77V75L173 76L174 78H172V80H175V78H176V80L178 81V79L180 80V82L178 81V83L176 82H173L172 80H169V79H167V80H169L170 82H169V84H172V85H170L169 87L170 88H168V86L166 87V89H165V92H167L168 91V89H169V91H170V93L168 92V94H170L168 97L169 98H172L173 99V97L174 98H176L175 100H178V99H181V100H183V102H184V104H182V105H185V115L183 114V115H181L180 113V116L181 117H176V115H173L174 117V119L172 120L171 118H170V121H174L176 124L177 123H180V125L179 126H171V124H169L170 122H169V119H168V115L166 116V113L165 112H167L166 110H165V108L163 107V104H165L166 102H164L163 103V100H165V98H163V97H165V96H163V92H160L159 90H156L155 88H154V92L153 93H151V95L150 94H145L144 95V93H143V95L141 96H138L137 94H134V92H132V90L131 89H126V90H123V91H121V93H119L120 95L118 96L119 97V99L122 101V103L124 102L126 105H132L133 106V104H135L134 102H138L139 103V107H138V109H139V115H144V113L146 112L145 110V108H147V109H149V107H150V110H151V112H150V114H151V116H152V122H153V125H152V127H150V130L148 129L147 131H148V134L149 133H151L150 135H147V137H148V140H147V145H148V143L150 144V146L152 147L151 148V150L153 149V153H154V155H155V157L153 158L152 156H151V159H149V161H151V162H153V160H154V162L155 163H157V161L156 160H158L159 162L158 163H160L161 165H163V166H165L164 165V163L166 162H164V160H165V155H166V153H165V149H164V147H165V141H167L166 140V138L167 137H169L171 140H172V143L173 144H177L178 146L180 145V148H181V150H179V151H182L181 153V155H182V157H179L178 155V159L180 160V158H183V159H181L182 160V162L183 161H185L186 160V162H185V164H181L180 162L181 161H179V165L181 164V168H180V166H179V169H177V170H179V171H176L177 172V174L175 175L176 176V178H175V180H174V184L173 183H171V184H173L174 185V190H176L177 191V189H180V190H182L183 191V189H187V188H190V186L192 185V183L193 182H195V179H197L198 177H197V175H196V173H199L200 172V170H202L201 172H200V177H199V179L201 178H203V180H204V183H205V181L209 178V177H207V173H211V174H209L210 176L213 174V170H212V167H210V168H208L209 169V172H207L208 171V169L206 170L205 169V159L206 158H204V157H207V156H205V151L207 150V145H208V141H211L210 139H209V137H208V135H207V131H205L206 129H205V127H204V117L206 116V112L204 111L205 109H204V105H206L205 104V102H204V100L208 97H206V93H205V90H204V88H203V86H202V84H201V82H202V77L203 76H201V74H199V73H197L200 69H199V67H198V71H197V69H196V66L195 67H193V69H188V67L185 69H183V70H185L184 72H186V73H184L183 72V70H181V69H179L178 67H176ZM199 64H197V66H198ZM242 65V66H243ZM249 65V64H248ZM262 65V64H261ZM62 66V67H63ZM69 66H71V65H69ZM73 66V65H72ZM79 66V65H78ZM96 66V65H95ZM139 66H140V64H139ZM146 66H144V67H146ZM193 66V65H192ZM200 66V65H199ZM227 66V65H226ZM245 66V65H244ZM244 66L243 67H241L242 69H244ZM247 66V65H246ZM245 66V67H246ZM76 67H77V64H76ZM103 67V66H102ZM110 67V66H109ZM117 67V66H116ZM134 67V66H133ZM135 67H136V64H135ZM169 67V66H168ZM171 67H172V65H171ZM251 67V66H250ZM252 67H254V65L252 66ZM258 67V66H257ZM262 67V66H261ZM57 68V69H56ZM66 68V67H65ZM64 68V69H65ZM97 68V67H96ZM140 68V67H139ZM192 68V67H191ZM230 68V67H229ZM234 68V67H233ZM238 69H239V67H237ZM248 67H246L245 68V71L243 72V74H245L246 76H248L247 74H248V70L249 69H247ZM260 68V67H259ZM64 69H62V70H64ZM69 68L67 67V70H68ZM73 69V68H72ZM76 69V72H77V68H75ZM102 69V68H101ZM100 69V70H101ZM108 69V68H107ZM121 69V68H120ZM125 69H127V68H125ZM124 69V70H125ZM136 69V68H135ZM142 69V68H141ZM140 69V70H141ZM159 69H160V67H159ZM165 69H167V68H165ZM189 71H188V70ZM237 69V70H238ZM241 69V70H242ZM254 69V68H253ZM261 69V68H260ZM263 69V68H262ZM61 70V71H62ZM70 70V69H69ZM78 70H79V68H78ZM115 70V69H114ZM119 70V69H118ZM117 70V71H118ZM137 70V69H136ZM156 70V69H155ZM187 70V71H186ZM191 70H194V72H192L193 73V75H195L194 77L193 76H191L190 77V71ZM228 70V69H227ZM246 70H247V72H246ZM259 70V69H258ZM43 71H42V73H43ZM60 71V72H61ZM142 71V70H141ZM154 71V67H152L151 66V64H149L145 69H143V73H142V75H143V78H142V76H141V78H140V80L142 81L143 79L145 80V81H149V82H151V80H153L154 82H155V80H154V74H156V73H154L153 72ZM167 72H168V69L166 70ZM171 71V70H170ZM174 71V70H173ZM240 71V70H239ZM256 71V70H255ZM64 72V71H63ZM68 72V71H67ZM73 72V71H72ZM72 72H70V73H72ZM125 72V71H124ZM131 72V71H130ZM139 72V71H138ZM159 72V71H158ZM157 72V73H158ZM161 72V71H160ZM189 73V76H188V73ZM230 72V71H229ZM238 72V71H237ZM242 72V71H241ZM251 72V71H250ZM257 72V71H256ZM261 72V80H263L264 81V70H262V71H260ZM41 73V72H40ZM69 73V72H68ZM91 73V74H90ZM121 73V70L119 71V74ZM201 73H203L202 71H201ZM227 73V72H226ZM259 73V72H258ZM43 74H45V73H43ZM42 74V75H43ZM45 74V75H46ZM59 74L61 75V77L59 76ZM66 74V73H65ZM139 74H141V72L139 73ZM138 74V75H139ZM167 74H169V73H167ZM167 74L165 75V76H167ZM184 74V75H183ZM251 74V73H250ZM72 75H73V73H72ZM75 75V74H74ZM93 75H94V73H93ZM112 75V74H111ZM114 75V74H113ZM112 75V76H113ZM117 75V74H116ZM157 75V74H156ZM159 75V74H158ZM163 75V74H162ZM226 75V74H225ZM227 75H229V73L227 74ZM244 75V76H245ZM44 76V75H43ZM76 76V75H75ZM103 76V75H102ZM106 76V75H105ZM124 76V75H123ZM145 76V77H144ZM160 76H161V74H160ZM169 76V75H168ZM172 76V75H171ZM177 76V75H176ZM239 75L237 74V77H238ZM257 76H258V74H257ZM78 77H77V80H78ZM121 77H122V75H121ZM154 77V78H153ZM162 77V76H161ZM170 77V76H169ZM186 77V78H185ZM187 77L190 79V78H192V79H190V80H187ZM206 77V78H207ZM250 77V76H249ZM68 78V77H67ZM93 78H95V77H93ZM107 78V77H106ZM112 79H113V77H111ZM149 78H151L150 80H149ZM167 78V77H166ZM205 78V79H206ZM228 78V76L226 77V79ZM230 78V77H229ZM18 79V80H17ZM66 79V78H65ZM64 79V80H65ZM68 79H70V78H68ZM100 78H98V80H99ZM102 79V78H101ZM115 79V78H114ZM157 79V78H156ZM171 79V78H170ZM204 79V78H203ZM21 81V86H20V89H22V91H19L18 92V87H17V85L19 84L20 85V83L18 82V81ZM45 80V79H44ZM111 80V79H110ZM123 80V79H122ZM138 80H139V78H138ZM139 80V81H140ZM162 80V82H163V79H161ZM175 80V81H176ZM182 80V81H181ZM209 80V81H210ZM237 81H238V79H236ZM15 81H17L18 83H16ZM47 81H48V79H47ZM51 81V80H50ZM49 81V82H50ZM66 81V80H65ZM76 81V79L74 80V82ZM97 81V80H96ZM105 81V80H104ZM108 81H109V79H108ZM118 81V80H117ZM116 81V82H117ZM136 81V80H135ZM145 81H144V83L142 84V83H139V82H136V83H138V85H140V87L142 86L144 89H146L147 90V88H148V86H147V88H145L144 86H145V84L147 83V84H150V83H148V82H146L145 83ZM157 81H158V79H157ZM171 81L173 82V83H171ZM227 81V80H226ZM230 81H231V79H230ZM233 81V80H232ZM254 81V80H253ZM45 82V81H44ZM48 82V83H49ZM64 82V81H63ZM66 82H68V81H66ZM66 82H64V83H66ZM72 82H73V80H72ZM111 82V81H110ZM110 82H108V83H110ZM123 82V81H122ZM207 82V81H206ZM241 82V81H240ZM250 82V81H249ZM54 82H52L51 84H53ZM107 83V84H108ZM120 83V82H119ZM132 83V82H131ZM157 83V82H156ZM204 83V82H203ZM264 83V82H263ZM262 83V84H263ZM61 84V83H60ZM72 84V83H71ZM69 82H68V85L67 86H70L71 85ZM105 84V83H104ZM132 84H134V83H132ZM152 84H154L153 82H152ZM168 84V85H169ZM234 84H236V83H234ZM43 85V84H42ZM59 85V83L57 84V86ZM62 86L63 85H65V84H61ZM74 84H72V86H73ZM91 85H92V88H90L91 87ZM114 85V84H113ZM118 85V84H117ZM121 85V84H120ZM135 85V84H134ZM160 85V84H159ZM51 86V88H52V85H50ZM67 86H66V88H67ZM75 86V85H74ZM73 86V87H74ZM109 86V85H108ZM152 86H154V85H152ZM151 86V87H152ZM156 86H158L157 84H156ZM161 86V85H160ZM166 86V85H165ZM254 86V85H253ZM47 87V86H46ZM53 87H55V86H53ZM73 87L71 88V90L73 89ZM101 87V86H100ZM105 87V86H104ZM113 87V86H112ZM111 87V88H112ZM121 87H123V85H121ZM130 87V86H129ZM141 87V88H142ZM208 87V86H207ZM42 88H43V86H42ZM70 88V87H69ZM108 88V87H107ZM110 88V87H109ZM114 88H115V86H114ZM117 88V87H116ZM115 88V89H116ZM126 88V87H125ZM159 88V87H158ZM210 88V85H209V87H208V89ZM228 88V87H227ZM49 89V88H48ZM53 89V88H52ZM61 89V88H60ZM62 89H63V87H62ZM104 89V88H103ZM119 89H120V87H119ZM138 89H139V87H138ZM150 89V88H149ZM208 89H206V90H208ZM230 89V88H229ZM8 90V94L10 93V90L12 91V90H16V92H11V94L13 93V94H17L18 95V100L16 101V102H14V100H12L13 102H9L8 100H11L9 97L11 96V95H9V97L8 96H6L7 95V91ZM50 90V89H49ZM59 90V89H58ZM57 90V91H58ZM67 90V89H66ZM70 90V91H71ZM75 91L77 90V87H76V89H74ZM73 90V91H74ZM93 90V91H92ZM134 90H136V89H134ZM226 90V89H225ZM46 91L47 90H45V93H46ZM52 90H50V92H51ZM77 91H79V90H77ZM108 91V90H107ZM115 92H116V90H114ZM117 91H119V90H117ZM137 91V90H136ZM144 91V90H143ZM149 91V90H148ZM147 91V92H148ZM151 91V90H150ZM149 91V92H150ZM153 91V90H152ZM210 91V90H209ZM227 91V90H226ZM250 91V90H249ZM21 92V93H20ZM65 92V91H64ZM63 92V93H64ZM68 92H69V90H68ZM139 92V91H138ZM207 92V91H206ZM225 92V91H224ZM45 93H43V94H45ZM48 93V92H47ZM57 93V92H56ZM59 93V92H58ZM61 93V92H60ZM62 93V94H63ZM89 93V92H88ZM110 93V92H109ZM118 93H117V95H118ZM136 93V92H135ZM210 92H208V94H209ZM263 93V92H262ZM6 94V95H5ZM52 95L53 93H49V95ZM68 94V93H67ZM77 94H79V93H77ZM85 93H83V95H84ZM167 94V95H168ZM222 94V93H221ZM257 94V93H256ZM70 95V94H69ZM91 95V94H90ZM111 95V94H110ZM137 95V96H136ZM149 95V96H148ZM172 95V97H170ZM211 95V94H210ZM16 96V95H15ZM73 96V95H72ZM78 96V95H77ZM76 96V93H75V96L74 97H76V98H79V96H81V93L79 94V96L77 97ZM145 96V97H144ZM224 96V95H223ZM241 96H244L243 94L241 95ZM240 96V97H241ZM263 96H264V93H263ZM6 97H8V98H6ZM49 97V96H48ZM54 97H55V95H54ZM90 97V98H91ZM102 97V96H101ZM110 97V96H109ZM167 97V98H168ZM211 97V96H210ZM222 97V96H221ZM11 98H12V96H11ZM58 99H60V100H62V97H57ZM91 98V99H92ZM112 98H113V96H112ZM144 98H145V101H147L148 100V102H149V104H147V103H144ZM223 98V97H222ZM239 98V97H238ZM245 98H247V96L245 97H243V98H241L242 100H240V103L238 104L237 102H238V100L236 101V103H237V105H231V106H229V108L227 107V109L226 110H224L222 107L220 108L219 107V105L220 104H218L219 102H217V106L219 107L217 110H218V122H217V124H218V129H216V130H219V132H218V137H219V141H220V143H221V145L223 144V142H225L226 143V145H227V140L230 138V136L227 134V129H228V127H227V121H228V119L229 118H234V121H235V119H239L240 117H241V119H243L244 117H245V113L247 112V110H248V107H249V102H248V104H247V100L245 99ZM260 98V97H259ZM8 99V100H7ZM46 99V98H45ZM44 99V100H45ZM68 99V98H67ZM66 99V100H67ZM72 99V98H71ZM105 99V98H104ZM109 99H111V98H109ZM190 99V100H189ZM191 99H195V100H191ZM212 99V98H211ZM214 99V98H213ZM59 100V101H60ZM69 101H70V99H68ZM67 100V101H68ZM75 100H78V99H74V101ZM101 100V99H100ZM108 100V99H107ZM114 100V98L111 100V101H113ZM119 100V101H120ZM180 100V101H181ZM217 100V99H216ZM227 100V99H226ZM260 100V99H259ZM258 100V101H259ZM53 101H55V99L53 100ZM53 101H52V103H53ZM69 101L67 102V103H69ZM72 101V100H71ZM71 101H70V103H71ZM74 101H72V102H74ZM82 101H84V99L82 100ZM82 101H80L81 103H80V105L81 106H85V107H87V106H89L88 105V103L86 102V101H84V102H82ZM92 101V100H91ZM104 101V100H103ZM106 101V100H105ZM108 101H110V100H108ZM171 101V100H170ZM179 101V102H180ZM188 101H196L195 103L197 104L196 106H195V108H188V107H190V103H189V106H188ZM262 101V100H261ZM264 101V100H263ZM47 102V101H46ZM56 103L58 102V101H55ZM54 102V103H55ZM62 102V101H61ZM76 102H79V101H76ZM178 102V103H179ZM226 102V101H225ZM59 103V102H58ZM117 103V102H116ZM177 103V102H176ZM193 103V102H192ZM191 103V104H192ZM227 103V102H226ZM233 103V102H232ZM236 103H234V104H236ZM262 103V102H261ZM35 104V105H34ZM47 104H48V102H47ZM77 104V103H76ZM79 104V103H78ZM103 104V103H102ZM146 104V105H145ZM180 104V103H179ZM258 104H260V103H258ZM263 104V103H262ZM262 104H261V106H262ZM52 105H54V104H52ZM60 105V104H59ZM58 105V106H59ZM62 105H63V102H62ZM79 105V106H80ZM148 105V107H146ZM169 105V104H168ZM171 105V104H170ZM49 106V105H48ZM66 106V105H65ZM68 106H69V104H68ZM73 106H75L74 104H73ZM72 106V107H73ZM78 106V105H77ZM122 106H123V104H122ZM137 106V105H136ZM165 106V105H164ZM175 106H176V104H175ZM178 106V105H177ZM216 106V105H215ZM216 106V107H217ZM223 106V105H222ZM60 107V106H59ZM119 107V106H118ZM171 107H172V105H171ZM36 109L38 108V107H35ZM49 108V107H48ZM63 108H66V107H63ZM104 108V107H103ZM173 108H175L174 106H173ZM178 108V107H177ZM263 108V107H262ZM59 109V108H58ZM61 109V108H60ZM66 109H69V108H66ZM80 109V108H79ZM121 109V108H120ZM128 109H129V107H128ZM131 109V108H130ZM137 109V108H136ZM176 109V108H175ZM180 109V108H179ZM210 109V108H209ZM212 109V108H211ZM215 109V108H214ZM264 109V108H263ZM55 110V109H54ZM75 110V109H74ZM89 110V109H88ZM108 110V109H107ZM127 110V109H126ZM149 110V111H150ZM213 110V109H212ZM211 110V111H212ZM256 110V109H255ZM40 111V110H39ZM48 111V110H47ZM77 111V110H76ZM84 111V110H83ZM98 111H99V108H98ZM108 111H110V110H108ZM112 111V110H111ZM116 111V110H115ZM136 111V110H135ZM177 111V110H176ZM257 111V110H256ZM45 112V111H44ZM59 112V111H58ZM97 112V111H96ZM113 112V111H112ZM170 112V111H169ZM182 112V111H181ZM205 112V113H204ZM40 113V112H39ZM60 113H62V111L60 112ZM73 113V112H72ZM74 113H76V112H74ZM78 113V112H77ZM98 113V112H97ZM149 113V112H148ZM171 113V112H170ZM176 113V112H175ZM178 113V112H177ZM176 113V114H177ZM184 113V112H183ZM212 113V112H211ZM250 113V112H249ZM249 113H246V114H249ZM259 113V112H258ZM44 114V113H43ZM65 114V113H64ZM71 114V113H70ZM82 114V113H81ZM80 114V115H81ZM86 114V113H85ZM99 114H100V112H99ZM105 114V113H104ZM108 114V113H107ZM110 114H112V113H110ZM117 114H118V112H117ZM126 114V113H125ZM172 114V113H171ZM205 114V115H204ZM210 113H209V111H208V115H209ZM262 114V113H261ZM9 115V114H8ZM46 115H48V114H46ZM59 115V114H58ZM62 115V114H61ZM72 115V114H71ZM76 115H79V114H76ZM93 115H95V114H93ZM122 115V114H121ZM138 115V114H137ZM149 115V114H148ZM255 115H256V113H255ZM260 115V114H259ZM55 116V115H54ZM75 116V115H74ZM82 116H83V114H82ZM105 116V115H104ZM114 116V115H113ZM119 116V115H118ZM124 117H125V115H123ZM150 116V115H149ZM248 116V115H247ZM61 117V116H60ZM72 117V116H71ZM71 117H69V118H71ZM76 117V116H75ZM92 117V116H91ZM96 117H98L97 115H96ZM102 117V116H101ZM107 117H108V115H107ZM136 117V116H135ZM142 117V116H141ZM140 117V118H141ZM144 117V116H143ZM214 117V116H213ZM258 117V116H257ZM38 118H39V116H38ZM43 118V117H42ZM55 118V117H54ZM87 118V117H86ZM103 118V117H102ZM109 118H111L110 116H109ZM139 118V119H140ZM215 118V117H214ZM217 118V117H216ZM65 120H66V118H64ZM78 119V118H77ZM80 119V118H79ZM90 119V118H89ZM206 119V118H205ZM208 119H210V118H208ZM213 119V118H212ZM241 119H239V121H240V123H242L241 122ZM9 120V119H8ZM38 120V119H37ZM40 120V119H39ZM51 120V119H50ZM65 120H63V121H65ZM68 120V119H67ZM102 120V119H101ZM100 120V122H102V124H103V121H101ZM104 120V119H103ZM127 120V119H126ZM125 120V121H126ZM143 120V119H142ZM146 120V119H145ZM229 120H231V119H229ZM11 121V120H10ZM52 121V120H51ZM69 121V120H68ZM75 121H76V119H75ZM87 121V120H86ZM94 121V120H93ZM98 121V120H97ZM106 121V120H105ZM110 121V120H109ZM211 121V120H210ZM238 121V120H237ZM2 122V121H1ZM7 123H8V121H6ZM12 122V121H11ZM49 122V121H48ZM62 122V121H61ZM73 122V121H72ZM92 122V121H91ZM118 122V121H117ZM117 122H115V124L117 123ZM139 122V121H138ZM140 122H142L141 120H140ZM230 122V121H229ZM7 123H6V125H7ZM37 123V122H36ZM39 123V122H38ZM65 122H63V124H64ZM122 123V122H121ZM120 123V124H121ZM133 123V125H134V122H132ZM136 123V122H135ZM146 123V122H145ZM231 123V122H230ZM239 123V122H238ZM48 124V123H47ZM62 124V123H61ZM61 124H60V126H61ZM68 124H70V123H68ZM98 124H100V123H98ZM142 124V123H141ZM140 124V125H141ZM151 124V123H150ZM206 124V123H205ZM231 124H234V123H231ZM231 124L229 125V128H230V126H231ZM36 125V124H35ZM94 125H95V123H94ZM173 125V124H172ZM38 126V125H37ZM47 126H49V125H47ZM51 126V125H50ZM90 126V125H89ZM88 126V127H89ZM143 126V125H142ZM142 126L140 127L141 128V130L143 129L142 128ZM207 126V125H206ZM217 126V125H216ZM2 127V126H1ZM10 127V126H9ZM39 127V126H38ZM37 127V128H38ZM53 126H51V128H52ZM57 127H59V126H57ZM71 127V128H70ZM112 127H114V124H113V126ZM118 127V126H117ZM131 127V126H130ZM134 127H136V126H134ZM214 127V126H213ZM227 127V128H226ZM235 127V126H234ZM7 128V127H6ZM49 128V127H48ZM140 128H135L136 130H138V129H140ZM149 128V127H148ZM5 129V128H4ZM14 129H15V127H14ZM44 129V128H43ZM66 129V130H65ZM121 129H122V127H121ZM134 129V130H135ZM151 129H153L152 131H151ZM214 129H215V127H214ZM214 129H213V131H214ZM231 129H233V128H231ZM6 130H8V129H6ZM10 130V129H9ZM13 130V129H12ZM35 130V129H34ZM47 130V129H46ZM49 130V129H48ZM58 130V129H57ZM84 130V129H83ZM89 130H92L91 128L89 129ZM118 130V129H117ZM127 130V129H126ZM132 130V129H131ZM215 130V131H216ZM14 131V130H13ZM45 131V130H44ZM51 131V130H50ZM49 131V132H50ZM146 131V130H145ZM149 131H151V132H149ZM229 131V130H228ZM11 132V131H10ZM49 132H47V134H48V138L52 135V138L55 136L53 133L51 134H49ZM51 132H53V131H51ZM116 132V131H115ZM143 132V131H142ZM7 133V132H6ZM16 133V132H15ZM55 133V132H54ZM58 133V132H57ZM88 134V136H87V134ZM119 133H120V131H119ZM128 133H129V131H128ZM135 133V132H134ZM138 133H140V131H138ZM146 133V132H145ZM63 134V133H62ZM85 134H86V136H85ZM115 134V133H114ZM121 134V133H120ZM136 134V133H135ZM212 134V133H211ZM215 134H217V133H215ZM50 135V136H49ZM58 135V134H57ZM56 135V136H57ZM61 135V134H60ZM67 135L65 136V135H63L64 137H66L67 138ZM92 135V134H91ZM115 135H117V134H115ZM129 135V134H128ZM137 135V134H136ZM140 135V134H139ZM3 136V135H2ZM5 136V135H4ZM3 136V137H4ZM10 136V135H9ZM41 136H43V135H41ZM55 136V138H57ZM84 136L86 137L85 139H84ZM97 138H96V137ZM141 136L142 135H140V138H141ZM217 136V135H216ZM46 137V136H45ZM64 137H61V139L63 140L64 139ZM88 137V138H87ZM109 137H111V136H109ZM119 137H120V135H119ZM124 137V136H123ZM129 137V136H128ZM135 137V136H134ZM212 137V136H211ZM215 136H213V138H214ZM14 138V137H13ZM37 138V137H36ZM51 138V137H50ZM66 138L64 139V141L63 142H65V144L66 143H69V142H67V141H69V140H67L66 141ZM96 138V139H95ZM112 138V137H111ZM121 138V137H120ZM168 138V139H169ZM2 139V138H1ZM6 139V138H5ZM37 139H39V137L37 138ZM84 139V140H83ZM110 139V138H109ZM139 139V138H138ZM147 139V138H146ZM9 140H11V139H9ZM49 141H47V143H44L45 145H46V147H45V149L46 148H48V150L49 151H51V154H54L53 153V151L52 150H54V148L52 147L51 148V150H50V147H51V145L54 143V144H56L55 143V139H48ZM104 140V139H103ZM116 140V139H115ZM214 140V139H213ZM217 140V139H216ZM215 140V141H216ZM231 140V139H230ZM229 140V141H230ZM14 141V140H13ZM61 141V140H60ZM133 141V140H132ZM149 141V142H148ZM228 141V142H229ZM8 142V141H7ZM41 142V141H40ZM45 142H46V140H45ZM62 142V141H61ZM94 142H90V143H94ZM103 142V143H102ZM111 141H109V143H110ZM121 142V141H120ZM169 142V141H168ZM216 142H218V140L216 141ZM231 143H232V140L230 141ZM18 143V142H17ZM31 143H32V141H31ZM66 144L65 146H67V148H68V145L69 146H72L71 144ZM77 143V144H76ZM81 143V144H80ZM85 143V144H84ZM89 143V144H90ZM113 143V142H112ZM122 143H124V142H121V144ZM171 143V144H172ZM219 143V144H220ZM16 144V143H15ZM40 144H42V143H40ZM39 143H38V146L40 145ZM53 144V145H54ZM89 144L87 145V146H89ZM102 144V145H101ZM145 144V143H144ZM170 144V145H171ZM211 143H209V145H210ZM213 144H215L214 142H213ZM5 145V144H4ZM7 145V144H6ZM10 145V144H9ZM18 145V144H17ZM33 145V144H32ZM85 145V147H87ZM132 145V144H131ZM143 145V144H142ZM146 145V144H145ZM175 145H174V147H175ZM212 145V144H211ZM14 146V145H13ZM31 146V145H30ZM56 146V145H55ZM64 146V147H65ZM74 146V147H75ZM92 146V145H91ZM89 146L91 149L93 148H95L94 146ZM149 146V145H148ZM172 146V145H171ZM215 147H216V145H214ZM222 146H224V145H222ZM2 147H4V146H2ZM63 147V148H64ZM79 147V148H80ZM104 147H105V145H104ZM123 147V146H122ZM129 147V146H128ZM140 147V146H139ZM138 147V148H139ZM170 147V146H169ZM225 147V146H224ZM229 147V146H228ZM6 148H7V146H6ZM18 148V147H17ZM31 148V147H30ZM67 148H65V149H67ZM82 148H80V149H82ZM88 148V147H87ZM106 148V147H105ZM110 148H112V146L110 147ZM146 148V147H145ZM149 148L150 147H148V150H147V152L149 153H147L146 151H145V153H144V155L146 156V155H151L152 154V152H151V150H149ZM209 148V147H208ZM75 149V148H74ZM73 149V150H74ZM80 149H78L79 151H80ZM97 149H95V150H97ZM129 149V148H128ZM211 149V148H210ZM210 149H209V151H210ZM222 149H225V148H222ZM14 150V149H13ZM69 150V149H68ZM72 150V149H71ZM88 150V149H87ZM143 150V149H142ZM176 150V149H175ZM217 151H218V149H216ZM226 150V149H225ZM224 150V151H225ZM1 151V150H0ZM17 151H18V149H17ZM58 152H59V150H57ZM107 151V150H106ZM109 151V150H108ZM167 151V150H166ZM208 151V152H209ZM213 151H214V149H213ZM216 151V152H217ZM220 151V150H219ZM41 152H43V151H41ZM142 152H144V150L142 151ZM207 152V153H208ZM220 152H222V151H220ZM2 153H4L3 151H2ZM8 153V152H7ZM10 153V152H9ZM16 153V152H15ZM47 153V152H46ZM50 153V152H49ZM66 153V152H65ZM5 154V153H4ZM3 154V155H4ZM33 154V153H32ZM39 154V153H38ZM62 154V155H61ZM76 154V153H75ZM211 154V153H210ZM218 154H219V152L217 153V157H218ZM223 154V153H222ZM222 154H220V155H222ZM42 155H43V153H42ZM56 155V156H57ZM65 155V154H64ZM67 155H68V153H67ZM73 155V154H72ZM99 155V156H98ZM153 155V154H152ZM153 155V156H154ZM180 155V154H179ZM180 155V156H181ZM224 155V154H223ZM14 157H15V155H13ZM17 156H18V153H17ZM52 156V155H51ZM56 156H55V158H56ZM63 156V157H62ZM70 156H71V154H70ZM76 156H78V154L76 155ZM131 156V155H130ZM1 157V156H0ZM34 157V156H33ZM39 157V156H38ZM57 157V158H58ZM74 157V156H73ZM209 157V156H208ZM217 157H214V159L215 158H217ZM1 158H3V157H1ZM0 158V159H1ZM9 158V157H8ZM15 158H17V157H15ZM32 158V157H31ZM35 158V157H34ZM37 158V157H36ZM35 158V159H36ZM45 158V157H44ZM47 158V157H46ZM52 158H54V157H52ZM78 157H76V159H77ZM84 158H85V161H84ZM127 158H128V156H127ZM146 158H147V156H146ZM218 158H220V156L218 157ZM217 158V159H218ZM4 160H6V157H4L3 158ZM51 159V158H50ZM67 159V160H66ZM71 159V158H70ZM96 159V160H97ZM122 159H123V157H122ZM121 159V160H122ZM141 159V158H140ZM216 159V160H217ZM3 160V161H4ZM10 160V159H9ZM13 160H12V162H13ZM21 160V161H20ZM57 160V159H56ZM64 160H66V161H64ZM133 160V159H132ZM174 160H176V159H174L173 158V161ZM210 160V159H209ZM8 161V160H7ZM71 161H73L72 159H71ZM70 161V162H71ZM208 161V160H207ZM0 162H2V159L0 160ZM6 162V161H5ZM9 162V161H8ZM11 162V161H10ZM9 162V163H10ZM12 162H11V164H12ZM14 162V163H15ZM19 162H21V163H19ZM36 162V161H35ZM55 162V163H54ZM85 162H86V164H85ZM90 162V163H89ZM118 162V163H117ZM176 162V161H175ZM211 162V161H210ZM209 162V163H210ZM213 162H216V161H213ZM3 164H4V162H2ZM2 163H0V164H2ZM13 163V164H14ZM61 163H63V164H61ZM66 163H68V164H66ZM75 163V162H74ZM80 163H82V164H80ZM83 163H84V165H83ZM154 163V164H155ZM178 163V162H177ZM184 163V162H183ZM2 164V165H3ZM151 164V163H150ZM153 164V163H152ZM176 164V163H175ZM213 164V163H212ZM10 165V164H9ZM149 165V164H148ZM156 165V164H155ZM176 165H178V164H176ZM209 165V164H208ZM213 165H215V164H213ZM213 165H211V166H213ZM5 166V165H4ZM13 166V165H12ZM37 166V167H36ZM39 166V167H38ZM46 166V167H45ZM70 166V167H69ZM74 166V165H73ZM81 166V167H80ZM86 166V167H85ZM92 166V165H91ZM123 166V165H122ZM121 166V167H122ZM157 166V165H156ZM159 166V165H158ZM9 166H7V168H8ZM15 167V166H14ZM90 167V168H89ZM147 167V166H146ZM152 167V166H151ZM214 167H216V165L214 166ZM214 167H213V169H214ZM56 168H57V171H56ZM89 168V169H88ZM127 168V167H126ZM159 170L160 169H166V166H165V168H163L162 166H160V168L159 167H157ZM156 168V169H157ZM207 168V167H206ZM6 169V168H5ZM19 169H17V171L19 170ZM84 169H82L83 170V172H85L84 171ZM122 169V168H121ZM120 169V170H121ZM145 169V168H144ZM148 169V168H147ZM157 169V170H158ZM15 170V169H14ZM119 170V171H120ZM149 170V169H148ZM157 170H156V174H158V173H160V171L157 173ZM162 170H161V172H162ZM16 171V170H15ZM15 171H13V172H15ZM53 171H55V172H57V173H54V174H52L53 173ZM72 171H73V169H72ZM129 171V170H128ZM127 171V172H128ZM154 171H155V169H154ZM197 171H199V172H197ZM212 171V172H211ZM6 174H5V173ZM26 172V173H25ZM85 172V173H86ZM147 172V171H146ZM166 172V170H164V173ZM205 172H207V173H205ZM3 173L5 174V175H3ZM119 173V172H118ZM163 173V174H164ZM215 173V172H214ZM11 174H13V173H11ZM80 174V175H81ZM117 174V175H116ZM128 174V173H127ZM126 174V175H127ZM131 174V173H130ZM153 174V173H152ZM166 175H167V173H165ZM163 175L162 176V173L161 174H158L157 175V184L155 185V188H154V186H153V184H151L152 182H149V184H151L152 186H153V188L154 189H156L155 190V193L153 192V190L150 188V187H152V186H150L149 187V185H145V186H141V188L139 187L138 188V190L136 191L137 193H139V195L141 196V197H147V202L149 203V199L150 198H153V196L154 197H156V195H157V197L159 198V197H162L163 195H164V198H165V195L166 194H162V193H164V185H163V183H164V179L165 178H167L166 177V175ZM207 174V175H206ZM206 175V176H205ZM208 175V176H209ZM10 176V175H9ZM9 176H7V177H9ZM24 176H25V178H24ZM43 176V177H42ZM125 176V175H124ZM129 176V175H128ZM169 176V175H168ZM38 177L40 178H44L45 177V180H46V182H44V183H46L45 185H44V187L42 188L41 187V185H40V187L39 186H37L36 187V185H35V180L36 179H38ZM123 177V176H122ZM149 177V176H148ZM152 177H153V175H152ZM40 178V179H41ZM47 178V179H46ZM82 178H84V186L82 187L81 186V181L83 182V180H81ZM150 179H151V177H149ZM206 180H205V179ZM8 179V178H7ZM20 179V180H19ZM41 179V180H42ZM130 179V178H129ZM155 179H156V175H155ZM44 180V179H43ZM146 180V179H145ZM168 180V179H167ZM209 180V179H208ZM73 181H74V183H75V185H74V183H73ZM119 181V180H118ZM155 181V182H156ZM198 181V180H197ZM200 181V180H199ZM43 182V181H42ZM80 182V183H79ZM116 182V181H115ZM145 182V181H144ZM147 182H148V180H147ZM168 181H166V179H165V190L166 189H168V188H166V183H167ZM206 182H209V181H206ZM79 183V184H78ZM116 183H118V182H116ZM138 183V182H137ZM146 183V182H145ZM202 183V182H201ZM39 184V183H38ZM78 184V185H77ZM146 184H148V183H146ZM194 184V183H193ZM197 184H199V183H197ZM43 185V184H42ZM115 185V184H114ZM131 185V184H130ZM133 185V184H132ZM108 186H110V187H108ZM116 186V185H115ZM136 186V185H135ZM139 186H140V184H139ZM168 186V185H167ZM207 186V185H206ZM108 187V188H107ZM138 187V186H137ZM176 187H177V189H176ZM198 186H196V188H197ZM204 187V186H203ZM38 188H40V189H38ZM172 188V187H171ZM171 188H170V192H171ZM13 189H18V191L17 192H15L14 191V193H18V194H14L13 193ZM112 189V188H111ZM110 189V190H111ZM117 189V188H116ZM132 189V188H131ZM134 189H136V188H134ZM109 190V191H110ZM123 190V189H122ZM173 190V188H172V191H174ZM167 191V190H166ZM165 191V192H166ZM175 191V192H176ZM205 191V190H204ZM123 192V191H122ZM133 192V191H132ZM136 192H134L135 194H137ZM181 192V191H180ZM179 191L178 192H176V193H180ZM186 192H187V190H186ZM188 192H189V189H188ZM187 192V193H188ZM106 193H108V194H106ZM120 193V192H119ZM157 193V194H156ZM167 193V192H166ZM174 192H172V193H168V195L169 194H173ZM182 193V192H181ZM180 193V194H181ZM183 193H185V192H183ZM114 194V192L112 193V195ZM135 194L134 195H132V196H135ZM151 194H155V195H151ZM158 194H160V196H158ZM179 194V195H180ZM105 195H108L109 197L107 198V200L105 201V199H106V197H105ZM129 195V194H128ZM162 195V196H161ZM177 195V194H176ZM190 195V194H189ZM188 195V196H189ZM126 196V195H125ZM175 196V195H174ZM178 196V195H177ZM176 196V197H177ZM191 196H193V195H191ZM210 196V195H209ZM113 197V196H112ZM129 197V196H128ZM137 197H138V195H137ZM141 197H139V198H141ZM150 197V198H149ZM170 197V196H169ZM171 197H173V196H171ZM184 197V196H183ZM118 198V197H117ZM130 198V197H129ZM135 198V197H134ZM164 198H162V199H158L157 201H159V200H162L163 201V199ZM174 198V197H173ZM178 198V197H177ZM188 198V197H187ZM190 198V201L192 200L191 199V197H189ZM204 198H206V197H204ZM122 199V198H121ZM142 199H145V198H142ZM141 199V200H142ZM156 199V198H155ZM169 200H170V198H168ZM183 199H185V198H183ZM182 199V200H183ZM111 200V199H110ZM128 200H130V199H128ZM145 200V201H146ZM151 200V199H150ZM181 200V201H182ZM188 200V199H187ZM199 200H202L203 201V199H199ZM206 200L207 201H210L211 202V200L210 199H208V198H206ZM213 200V199H212ZM116 201V200H115ZM120 201V200H119ZM124 201V200H123ZM132 201V198H131V200H130V202ZM153 202L155 201L154 199L152 200ZM157 201H155V203H157V207L159 208L160 207V205H161V201H159L160 203H158ZM176 201H179V200H177L176 199ZM184 201V200H183ZM182 201V202H183ZM189 201V200H188ZM205 201V200H204ZM110 202V201H109ZM143 202V201H142ZM185 202L187 203V201L185 200ZM201 202V201H200ZM210 202L208 203H205L204 202V205L205 204H210ZM241 202V201H240ZM113 203H114V200H113ZM120 203H121V201H120ZM125 203V202H124ZM134 203V202H133ZM164 203H165V200H164ZM176 203V202H175ZM175 203H174V205H175ZM181 202H177V205L178 204H180ZM192 203V202H191ZM109 204V203H108ZM128 204V203H127ZM160 204V205H159ZM170 204V203H169ZM182 204H184V205H187L188 206V204H190V203H187V204H185V203H182ZM182 204H180V205H182ZM197 204H199V203H197ZM200 204H203V202H201ZM150 205V204H149ZM173 205V206H174ZM176 206L175 205V207L173 208L171 205H170V207L171 208H173L171 211H168V209L170 208V207H167L168 209L166 210L167 211V213L168 212H172V215H170V216H174V214H173V212L174 211H176V213H177V211L179 212V211H181V213H183L184 214V210L183 209H185L186 207L184 206V205H182V206ZM202 205L203 206V208H200L199 207V205H198V207L201 209L200 211H202V209H203V214L206 212H204V208H205V206H207V205ZM211 205H212V203H211ZM211 205H210V207H211ZM213 205H215V204H213ZM122 206V205H121ZM120 206V207H121ZM134 206H135V208L137 207L135 204H134ZM142 206V205H141ZM154 206H156V205H154ZM162 206H165V204H163L162 203ZM162 206H161V208H162ZM201 206V205H200ZM145 207V206H144ZM143 206L142 207H140V208H144ZM149 206H147V208H148ZM184 207V208H183ZM191 206H189L188 208H190ZM208 207H209V205H208ZM215 207V206H214ZM132 208H134L133 207V205H132ZM131 208V209H132ZM135 208H134V210H135ZM151 209L153 208L152 206L150 207ZM158 208H157V210L156 211H159V213L161 214L162 213V215L161 216H163L164 214H167L166 213V211L165 210H163L165 213H163V211H161L160 212V210H161V208H159L160 210H158ZM164 208V207H163ZM162 208V209H163ZM187 208V209H188ZM194 208V207H193ZM238 208V207H237ZM244 208V207H243ZM247 208V207H246ZM253 208V207H252ZM104 209H106V208H104ZM122 209V208H121ZM137 209H139L138 207H137ZM156 209V208H155ZM165 209V208H164ZM187 209H185L186 211H187ZM191 209V208H190ZM189 209V210H190ZM205 209H207V208H205ZM209 209V208H208ZM207 209V210H208ZM211 209V208H210ZM256 209V208H255ZM261 209V208H260ZM118 210H120V209H118ZM133 210V209H132ZM142 210V209H141ZM140 210V211H141ZM170 210V209H169ZM199 210V209H198ZM241 210V209H240ZM252 210V209H251ZM107 211V210H106ZM105 211V212H106ZM113 211V210H112ZM122 211V210H121ZM138 211V210H137ZM149 211H151V210H149ZM153 211V210H152ZM192 211H193V209H192ZM209 211V210H208ZM211 211V210H210ZM250 211V210H249ZM255 211V210H254ZM254 211H253V213H254ZM257 211L258 212H260L258 209H257ZM119 212V211H118ZM131 212V215L133 216H136L135 214H136V211H134V213H132V211H130ZM197 212V211H196ZM195 212V213H196ZM243 212V211H242ZM129 213V212H128ZM138 213V212H137ZM154 213V212H153ZM157 213V217H155V219L158 221V225H157V221H155V224L159 227V223H160V225L162 224V223H164V221H163V219L165 220V219H167L168 220V218H166L165 216H167V215H164L163 217H160L159 215V213L158 212H156ZM156 213H154L153 215L154 216H156ZM175 213V214H176ZM188 213V212H187ZM207 213V212H206ZM205 213V214H206ZM212 213V212H211ZM243 213H245V212H243ZM255 213H256V211H255ZM106 214V213H105ZM105 214H103L104 216H105ZM145 214V213H144ZM149 214V213H148ZM147 214V215H148ZM151 214V213H150ZM149 214V215H150ZM178 214H180V213H178ZM182 214V215H183ZM189 214V213H188ZM199 214L201 215L202 213L201 212H199ZM208 214V213H207ZM240 214V213H239ZM262 215V212L261 213H259V215ZM264 214V213H263ZM140 215H141V213H140ZM152 215V214H151ZM169 215V214H168ZM177 215V214H176ZM209 215L210 216H212L213 214H210L209 213ZM209 215H207L208 216V218H207V221L206 222H208V227H217L218 225H220V224H218L219 223V221L217 222V220H215V218L213 219V218H211V217H209ZM255 215V214H254ZM256 215H258V213H256ZM260 215V216H261ZM113 216V215H112ZM115 216V215H114ZM153 216V217H154ZM170 216H169V218H170ZM180 216V215H179ZM185 216H186V214H185ZM188 216V215H187ZM205 217H206V215H204ZM146 217V216H145ZM144 216L142 217V221H143V223H145L144 222V218H145ZM150 218H153L152 216H149ZM158 217H160V218H158ZM168 217V216H167ZM175 217V216H174ZM203 217V216H202ZM201 217V218H202ZM213 217V216H212ZM238 217H239V215H238ZM249 217V216H248ZM252 217H254L253 215H252ZM110 218V217H109ZM134 218V217H133ZM204 218V217H203ZM242 218H243V216H242ZM261 218V217H260ZM263 218V217H262ZM174 219V218H173ZM247 219V218H246ZM111 220V219H110ZM167 220H165V221H167ZM230 220V219H229ZM252 220V219H251ZM105 221V220H104ZM148 221V218H147V220H146V222ZM169 221V220H168ZM192 221V220H191ZM244 221V220H243ZM263 221V220H262ZM102 222H103V224H102ZM150 222V221H149ZM153 224H154V222L153 221H151ZM133 223V222H132ZM101 224V225H100ZM146 225H148L147 223H145ZM165 224V223H164ZM102 225H103V227H102ZM108 225V224H107ZM146 225H145V227H146ZM152 225V224H151ZM150 224H149V226H151ZM166 225H167V222H166ZM257 225V224H256ZM101 226V227H100ZM143 226H144V224H143ZM148 227V226H147ZM157 227V228H158ZM164 227V226H163ZM169 227V226H168ZM174 227V226H173ZM220 227V226H219ZM108 228V227H107ZM123 228V227H122ZM132 228V227H131ZM137 228H139V229H141V227H137ZM137 228H136V230H137ZM152 228H153V226H152ZM154 228H156V227H154ZM101 229V230H100ZM128 229L129 228H127V229H125V230H127L128 231ZM134 229V228H133ZM147 229V228H146ZM149 229H150V227H148V230H143V232L144 231H147V234H148V232H149ZM215 229V228H214ZM222 229V228H221ZM100 230V231H99ZM131 229H129V231H130ZM155 230V229H154ZM154 230H152L153 231V233L154 234H152L151 233V235H152V237L150 238V236H149V238H146V237H148V236H146V234H144V236H143V238H146V239H144V240H140V238L138 239V237H137V231H135V229H134V231H132V233L134 232V233H136L135 235H133V234H130L129 235V233L128 232H125V233H122V234H125L126 236L124 237V240L126 239V248H123V249H129L130 248V250L131 249H133L134 248V250H132V251H134V252H136V251H143V250H149V251H147L148 252V254H151L155 249H158V247H161V243L160 242H162V241H164L165 243L167 242V244H172V246H176L174 249L175 250H179V251H183L185 248H183L184 246H187V243H188V241H190V239L192 238V235L189 233H187V234H183L182 235V233L180 234V235H177V236H175V235H173V234H171V233H169L168 234V229L166 230L167 232H164V231H161V233H155L156 232V230L154 231ZM103 232L102 233H104V230H102ZM105 231H106V229H105ZM170 231V230H169ZM97 232V234H99ZM120 232V231H119ZM141 232H142V229H141ZM140 232V233H141ZM143 232H142V234H143ZM150 232H151V230H150ZM149 232V233H150ZM172 232V231H171ZM189 232V231H188ZM140 233H138V235H141ZM146 233V232H145ZM202 233V232H201ZM205 233V232H204ZM212 233V232H211ZM100 234H101V232H100ZM218 234V233H217ZM201 235V234H200ZM203 235V234H202ZM257 235V234H256ZM99 236V235H98ZM101 236V235H100ZM102 236H103V234H102ZM101 236V237H102ZM142 236V235H141ZM140 236V237H141ZM215 236V235H214ZM81 238V239H80ZM102 239H103V237H102ZM78 240V239H77ZM93 241V242H94ZM123 241V240H122ZM78 242V241H77ZM92 242V243H93ZM106 242V243H105ZM121 242V241H120ZM154 242V243H153ZM195 242V241H194ZM193 242V243H194ZM199 242V241H198ZM74 243H76V242H74ZM74 243H72V245L74 244ZM78 243H80V242H78ZM86 243H88V242H86ZM91 243V244H92ZM118 244H119V241L117 242ZM116 243V246H115V248L116 249H118V247H117V244ZM125 243V242H124ZM81 244V243H80ZM84 244L85 243H83L82 244V246H83V248H84ZM112 244L113 243H111V246H112ZM122 244V243H121ZM121 244H120V248H121ZM150 244H152V246L154 245V246H157V248H155L154 246H153V248H150ZM188 244H190V242L188 243ZM70 245V244H69ZM75 245V244H74ZM86 245V244H85ZM97 245V244H96ZM99 245V244H98ZM64 246H62L64 249H66V246L64 247ZM82 246L80 247V249L82 248ZM110 246V247H111ZM124 246V247H125ZM151 246V247H152ZM164 246H165V244H164ZM167 246V245H166ZM72 247V246H71ZM88 247H89V245H88ZM90 247H91V245H90ZM94 247V246H93ZM129 247V248H128ZM163 247V246H162ZM188 247H189V245H188ZM62 248V249H63ZM98 248H99V246H98ZM114 248V249H115ZM179 248V249H178ZM187 248V247H186ZM193 248V247H192ZM210 248V247H209ZM113 249V248H112ZM152 249H154V250H152ZM164 249H166L167 250V247L166 248H164ZM169 249V248H168ZM171 249V248H170ZM188 249V248H187ZM190 249V248H189ZM67 250V249H66ZM69 250V249H68ZM82 250H84V249H82ZM106 250L103 252V253H105L106 252ZM122 250V249H121ZM121 250L119 249V250H117V252L116 253H118L119 254V252L118 251H120L121 252ZM127 250H126V252H127ZM163 250V249H162ZM162 250H160V251H162ZM172 250V249H171ZM186 250V249H185ZM193 250V249H192ZM64 251V250H63ZM75 251V250H74ZM111 251V250H110ZM124 252H122L123 253V258L125 257V255H126V253H125V250H123ZM159 251V250H158ZM157 251V252H158ZM159 251V252H160ZM173 251V250H172ZM187 251H189V250H187ZM70 252V251H69ZM72 252V251H71ZM101 252H102V250H101ZM129 252V251H128ZM131 252V251H130ZM130 252H129V255H130ZM133 252V253H134ZM147 252H145V253H147ZM149 252H151V253H149ZM158 252V253H159ZM167 252V251H166ZM176 252V251H175ZM194 252V251H193ZM57 253V252H56ZM56 253H55V255H56ZM64 253V252H63ZM67 253V252H66ZM65 253V254H66ZM75 253H77V251L75 252ZM122 253H121V255H116L117 257H120V259L119 258H117V259H119L118 261H120V263H121V259H122ZM138 254H136V255H139V252H137ZM144 253V251L142 252V254ZM156 253V250H155V252H153V254H155ZM158 253H156V254H158ZM164 253H165V251H164ZM182 254H183V252H181ZM186 253V252H185ZM58 254H60L59 256H61L60 258H59V260L57 261V258L59 257H57L56 258V264H83V260H81V257L79 256L80 254H79V252L77 253V254H73V255H69V253L68 254H66V255H64V256H68L69 255V257H70V259L72 260H70V261H68L64 256H63V254H62V252L61 253H58ZM79 254V255H78ZM113 254V253H112ZM141 254V253H140ZM160 254H162V252H160ZM83 254H81V256H82ZM111 255V254H110ZM127 255H128V253H127ZM127 255H126V257H127ZM131 255H132V252H131ZM147 255V254H146ZM152 255V254H151ZM165 255V254H164ZM196 255V254H195ZM153 256V255H152ZM155 256H157V255H155ZM181 256V255H180ZM187 256H193V255H188L187 254ZM202 256V255H201ZM161 257V256H160ZM186 257V256H185ZM196 257V256H195ZM98 258V257H97ZM135 258V257H134ZM159 258V257H158ZM168 258V257H167ZM87 259V258H86ZM107 259V258H106ZM181 259V258H180ZM182 259H184V258H182ZM223 259V258H222ZM97 260V259H96ZM116 260V259H115ZM134 260V259H133ZM140 260V259H139ZM143 260V259H142ZM154 260V259H153ZM187 260H188V258H187ZM195 260V259H194ZM91 261V260H90ZM117 261V260H116ZM118 261H117V263H118ZM127 261V260H126ZM138 261V260H137ZM145 261V260H144ZM101 262V261H100ZM116 263V264H117ZM128 263V262H127ZM162 263V262H161ZM182 263V262H181ZM85 264V263H84ZM90 264V263H89ZM113 264H115V262L113 263ZM119 264V263H118ZM187 264V263H186Z\"/></svg>",
  "mask_w": 264,
  "mask_h": 264
}]
</instances>
